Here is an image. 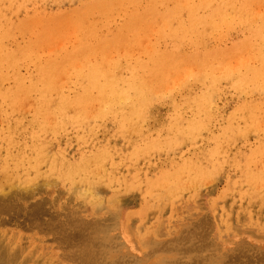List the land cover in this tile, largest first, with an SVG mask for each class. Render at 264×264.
<instances>
[{"label": "rangeland", "instance_id": "1", "mask_svg": "<svg viewBox=\"0 0 264 264\" xmlns=\"http://www.w3.org/2000/svg\"><path fill=\"white\" fill-rule=\"evenodd\" d=\"M21 1L25 4V5L22 4L23 6L20 4L22 8L20 7L19 4H17L18 2L20 3ZM24 1L26 2L27 0H18V2H17V0H12V1L10 0L9 2H8V0L7 1L6 0L0 1V7H1L0 9L2 10V12H0V18H2V19H0V52H2V50H5L2 52V55H0V62H1V64H0V71H1L0 72V75H1L0 76V79H1L0 80V83H1L0 84V86H1L0 91L2 93V94L0 93L1 94L0 99H1V101L5 100V103L6 104L8 103L7 105H10L7 107V105H5V103H4V101H3L2 105H0V130H1L2 126H3L2 128L5 129V130H3V132L0 131L1 132L0 133V142L5 139V141L0 143L1 144L0 145V148H1L0 152H2L6 156V158H7V155L11 156V157H8L7 161H6V158H4L5 156L2 153H0V161L2 160V162L0 163V168H1L0 173L4 176V177H1L2 175L0 174V179H1L0 180V189L3 185V189L4 188L6 189V190H4V192L8 193V194H5L2 189H1L2 192L0 191V198H2V200L0 199V208H1L0 209V253H1L0 258L4 257L3 259H6L7 256L9 255L8 258L6 259L8 264H78V263L79 264H264V194H263L264 193V187H263L264 186L263 185V183H264V172H263L264 171V142H263L264 141V125H263V123H264V109H262V108H264V84H263L264 74L263 75L261 74V73H264L263 72L264 67H262V65H264V59H263L264 51L260 48V47H262L261 44L264 43V40H262L264 38H262V37L260 38V36H261L260 34H262V33L264 34V29L261 30L256 23H255L254 27H251L250 29L249 28L245 29L246 27L243 26L244 27V30H243V28H241L242 26H239L240 25L239 23L242 20H245V18H246V21H248V22L254 21V18L257 17L256 16L257 12L264 14V0L263 1L262 0H260V1L250 0V1H248L249 3L247 2V0L246 1L242 0L243 3L239 2V4L242 5L245 9L247 8L246 11L250 10V8H251V11H253L252 12L253 14L249 15V13L247 12L244 15L239 17L242 19H232V17H231L230 19H232L233 22H235V21L238 22V20H240V22H238L236 24V26H232L231 29L229 27H226V26H218L217 25V27H216L217 31L214 29L212 31L213 33L210 31L204 32L203 37H201L199 34H193L189 29H187L185 31V33L187 32L185 37L181 36L180 34H182V32H180V29H181V27H179L180 20L178 18H174V17L172 19L169 18L171 20L170 21L169 19L165 20L163 17H161L162 19L160 20L159 16H155L158 14L148 15L149 13L146 10V9H148V0H83V1L82 0H62V1L61 0H56V1L55 0H46V2H45V0H43V1L42 0H38V1L37 0H33V1L28 0L27 1L28 3L27 2L25 3ZM39 1H42V2H39ZM3 2L5 5H3ZM5 2L9 4L8 7H7L8 4L6 5ZM10 2H12V4ZM31 2L33 3L32 5H31ZM35 2H36V4H34ZM172 2L174 3L173 0H168L165 2L166 4H164V5L168 9L172 8V6H173ZM246 2H247V4H246ZM255 2H257V3H255ZM260 2L263 4L261 5ZM42 3L44 4V6ZM160 3H161V1H160ZM160 3H158V4H160ZM135 4H138V5L135 6ZM168 4H169V6H168ZM10 5H11V7H10ZM24 6H25V8H24ZM218 6L221 8L223 7V9H225L226 4L225 3L224 4L218 3ZM16 7L19 9H16ZM32 7H35V8H32ZM253 7H254V9H253ZM116 8H117V10H116ZM12 9H13L14 13L11 12ZM15 9H16V12H15ZM121 9H123V10H121ZM232 9L233 8H231L230 10H232ZM239 9L240 8H238V10ZM17 10H18V12H17ZM37 10H38V14H36L37 12H35ZM234 10L235 9H233V11ZM254 10H258V11H254ZM240 11H242V10L240 9ZM24 12L25 13L27 12L28 15L25 14ZM145 12H146V14H145ZM43 13H45V14L43 15ZM54 13H55V15H54ZM32 14H34V15H32ZM246 15H248V16H246ZM253 15H255V16H253ZM92 16L94 19L92 18ZM222 16L227 17V16H225V14H220V16L218 18L220 19ZM144 18H145V20H144ZM233 18H236V17H233ZM158 19H159V21H158ZM175 19H176V21H175ZM173 20L175 21L174 23H173ZM39 22H41V23H39ZM153 22H155V24ZM9 24L11 26H9ZM171 24H172V27H171ZM132 25H134V27ZM256 25L259 29L255 28ZM7 26H9V27H7ZM145 26H146V28H145ZM107 27H109L108 28L109 31L107 30ZM234 27L237 28V30ZM131 28H132V30H131ZM232 28L234 29V31ZM219 29H220V31H219ZM224 29L227 31L225 32ZM32 30H33V32H32ZM248 30H250V31L248 32ZM71 31H73V33H70ZM74 31H76V32L74 33ZM221 31L223 33H220ZM245 31H247V32H245ZM135 32L137 35L135 34ZM218 32L220 35L218 34ZM33 33H34V36H32ZM112 33L113 34L115 33L114 36H112ZM127 33H129V34H127ZM210 33H211V35H208ZM224 33L227 34V36L224 35ZM254 33L256 35H259V36L254 35ZM14 34H16V35H14ZM133 34H135V35H133ZM152 34H154L155 36ZM263 34H262V36H264ZM101 35L102 36L104 35L106 38L103 37L104 40H102ZM198 35H199V37H198ZM216 35H218V36L215 37ZM79 36H81V37H79ZM108 36H111V39ZM178 36L179 37L181 36V37L179 38ZM71 37H74V38H71ZM107 37H108V39H107ZM120 37L124 40L122 41V39ZM123 37H125V38L128 37V38L126 40ZM177 37H178V39H177ZM190 37L193 39L190 40ZM205 37H206V40H205ZM212 37L213 38L215 37L214 40ZM220 37L223 41L220 39ZM222 37H224V38H222ZM134 38H135V41L137 40V43L140 46L136 42H132V40ZM140 38H142V39H140ZM183 38H184V40L182 41ZM187 38H189V39L187 40ZM216 38H218V39L216 40ZM2 39H3V41H2ZM171 39L172 40L174 39V40L172 41ZM224 39H226L227 41L225 40V42H224ZM256 39L258 40L259 43L260 42H262V43H260V45H257L258 42H256L257 41ZM138 40L140 42H138ZM234 40H235V42H232ZM240 40H242V41H240ZM74 41H75V43H74ZM121 41L125 44H122ZM174 41H176V42H174ZM185 41L186 42L189 41L188 42L189 46L187 43H185ZM192 41H194L195 44L194 43L192 44ZM211 41H213V43ZM215 41H218V42L216 43ZM104 42L106 44H104ZM183 42L186 45H184ZM196 42H198V43H196ZM200 42H202V43H200ZM239 42H240V44H239ZM243 42H245V43H243ZM126 43H127V45H126ZM175 43H176V45H174ZM182 43H183V45H182ZM211 43L214 45H212ZM219 43H220L221 48L218 46ZM116 44L118 47V48L116 47L117 49L115 48V46H113ZM141 44H142V47H141ZM177 44H179L180 48H178ZM197 44H199V45H197ZM200 44L202 47L200 46ZM255 44H256V46H255ZM58 45H60V46H58ZM69 45H70V48H69ZM111 45H112V48L115 50L110 48ZM118 45L122 46V48H123L122 52H121L122 48L119 47ZM222 45H224V46H222ZM231 45L233 46V48ZM245 45H248V46H245ZM251 45L253 46V48ZM124 46H126V47L124 48ZM127 46H130V47L127 48ZM156 46H157V48H156ZM163 46H164V48H163ZM207 46H208V48H207ZM9 47L12 49L14 48L13 50L15 51V54L13 53L14 51L12 49H10V50L12 51L13 54L11 53V51L9 50ZM35 47H37V48H35ZM60 47L61 48L63 47V49H61ZM134 47H136V48H134ZM138 47H139V49H137ZM195 47L198 48L199 51L197 49H194ZM246 47H247V49L250 48V50L251 49L252 50L248 51V50H246ZM96 48L98 49V51H96L97 50ZM224 48L225 49L227 48V49L225 50ZM237 48L238 49L240 48V52H242V54L239 52V50ZM33 49L34 50L36 49V50L33 52ZM81 49H82V51H81ZM91 49H92V51H91ZM175 49H176V51L173 52L172 50H175ZM214 49H216V51ZM257 49H259V50L257 51ZM106 50L107 51L110 50V52H107ZM164 50L166 52H164ZM167 50H168V52H167ZM169 50H170V52H169ZM202 50H203V52H202ZM233 50H235V51L233 52ZM243 50L245 53L243 52ZM260 50H261V52H260ZM23 51L28 53L29 56H28V54L24 56L25 53ZM30 51L32 52V54L30 53ZM39 51H41V52H39ZM125 51H126V53H125ZM135 51L137 52V54ZM48 52H53V53H49V55H48ZM104 52H107V53H104ZM208 52H210V53L208 54ZM215 52L219 53V54H216ZM222 52H224L223 55H222ZM251 52H252V54H251ZM8 53H11L12 55L8 54ZM225 53H226V55H230V57L226 56ZM17 54H19L21 57ZM72 54H75V55H72ZM87 54L89 56L84 57V56H87ZM134 54H135V56H133ZM189 54H191V55L188 56ZM193 54H194V56H193ZM198 54H200V55H198ZM207 54H208V56H207ZM234 54L235 55L237 54V56H235ZM7 55H8V57H6ZM13 55H15L17 57H15ZM70 55H72L71 57H73V58H71ZM77 55L78 56L80 55L83 58H81L80 56H79L80 57L79 58ZM170 55H172L173 57L171 58ZM221 55L225 59L223 57H221ZM233 55H234V57H233ZM240 55H242V56L240 57ZM248 55H250V56H248ZM9 56L13 57V59H12L13 61L11 60L12 63L9 62L11 59V58H9ZM23 56H24V58H23ZM76 56L78 57V59ZM2 57L4 58L3 61H1L3 59ZM19 57H20V59L23 58L22 61L19 59ZM111 57L113 58V61H112ZM144 57H146V58L144 59ZM188 57H189V59H187ZM204 57H206L207 59ZM14 58H15V60H14ZM110 58H111V61H110ZM165 58H166V60H165ZM210 58H211V60H210ZM212 58H214V60ZM69 59H71V61ZM142 59H144V60H142ZM146 59H148V60H146ZM191 59H193L194 61ZM200 59H201V61H199ZM203 59H204V61L205 60H207V61L204 62ZM123 60L125 62H123ZM132 60L135 62H133ZM151 60H153V61L151 62ZM247 60H249V61H247ZM5 61H6V63H5ZM14 61H15V64H14ZM138 61H141V63ZM189 61H190V63H189ZM191 61H192V63H191ZM195 61H196V63H194ZM259 61H261V63ZM22 62H23V64H22ZM65 62H66V65H65ZM180 62H181V64H180ZM215 62H216V64H215ZM224 62H226V63H224ZM10 63H11V66H10ZM44 63L46 64V66L44 65ZM57 63H60L59 66ZM61 63H63L62 66H61ZM118 63H120V64H118ZM137 63L138 64L140 63V64L138 66H136ZM149 63H150V65H149ZM219 63H220V65H219ZM258 63H260V65L261 64L262 65L260 66ZM31 64H33V65H31ZM69 64H71V65L69 66ZM190 64H191V66H190ZM203 64H205V65L203 66ZM207 64H209V65L207 66ZM223 64H225L226 67ZM4 65L9 66V67L5 68ZM20 65H21V67H20ZM23 65H26V68H25V66L22 67ZM54 65L56 66V68L58 70H60V72L56 68H54L55 67ZM77 65H78V67H74ZM133 65L135 67H133ZM197 65H199V66H197ZM213 65H215V66L217 65V66L215 67ZM13 66L15 67L14 68L15 70H13V68H11ZM114 66H116V67H114ZM143 66L144 67L147 66V67L144 68ZM212 66L214 68H212ZM59 67H61V69ZM71 67H72V69H71ZM102 67L106 68L105 72H103ZM153 67L155 70L153 69ZM155 67L158 69H156ZM166 67H168V68H166ZM7 68H8V70H7ZM66 68H67V70H66ZM75 68H76V70H75ZM138 68H139V70H138ZM231 68H232V70H230ZM19 69L22 70L21 71L22 73L20 72ZM53 69H56V70H53ZM95 69H97V70H95ZM116 69H118L117 72H116ZM129 69H130V71H129ZM144 69H147V70H144ZM192 69H194V71ZM248 69H249V71L251 69V71L249 72ZM259 69H260V71L261 70H263V71H261V73H260ZM34 70L35 71L37 70L36 71L37 74L35 73ZM39 70H41V71H39ZM61 70L63 73L61 72ZM187 70H188V72H187ZM198 70H199L200 74L198 73ZM239 70L241 72H238ZM8 71L12 74L11 75L12 78L10 77V73ZM25 71H26V73H28L27 75H25L26 74ZM53 71H54V74H53ZM55 71H57L58 74ZM134 71L136 73H138V75H136V73H133V74H135V76L134 75L132 76V72H134ZM153 71H154V73H153ZM170 71H172V72H170ZM226 71H227V74H229L228 76L226 75ZM16 72H17V74H16ZM41 72L45 73V74L42 75ZM82 72L84 75L81 74ZM142 72L145 75L148 74V78H150V80L152 79V81H149L147 79L148 82L146 81V83H148L149 86L154 88V92L150 95H147V96L146 95H144V96L139 95L138 96L139 93L134 92L135 89L131 88L132 86L130 85L131 83H133V80H135L134 77H136V76L138 77L141 74L143 75ZM150 72H152L153 74L152 73L150 74ZM155 72H156V74H155ZM219 72L220 73L224 72L225 74L222 73V75L220 76ZM235 72H237V73H235ZM49 73H51V74L48 75ZM79 73L81 75L80 76L81 78L78 77ZM103 73H104V75H103ZM186 73H188V76ZM218 73H219V75H217ZM241 73L244 74L245 77ZM245 73H247V74H245ZM258 73H260L259 74L260 76L258 75ZM30 74L32 77L30 76ZM59 74H60V78L62 80H64L63 77H65V82L64 81L60 82L62 80H60L59 77L54 78V76L55 77L59 76ZM95 74L97 76H95ZM102 75H103V77H101ZM116 75H117V77L119 76L118 78H120V79L117 78L118 80H116V77H115ZM127 75H128V78H127ZM145 75H143V76H145ZM225 75L228 78H226ZM230 75H231V77H230ZM237 75H240V77ZM251 75H252V77H253V75H255V79L258 80V81L256 80L257 83H256V81L253 80L254 77L252 79ZM256 75H257V77H256ZM26 76H27V78H26ZM43 76L45 77V79L43 78ZM90 76L92 77V79ZM129 76L131 77V79ZM154 76H156V77H154ZM180 76H181V78H180ZM183 76H187V78L186 77L183 78ZM262 76H263V79H261ZM7 77H8V81H6ZM39 77H40V79L43 78L44 82H43V80H40ZM140 77H142V76H140ZM190 77L191 78L193 77L192 80ZM242 77L244 79L248 77L249 81L247 82V79L245 80L246 82L243 81L244 79ZM16 78L18 79V83H20L21 86H19V84L17 83ZM25 78H26V80H25ZM32 78L35 81H32L33 83L31 82L32 84H30L28 81L33 80ZM50 78H52V79L49 80ZM70 78H71V81L69 83L68 80H70ZM164 78H165V80H164ZM55 79H59V80L57 81ZM97 79H99V80H97ZM128 79H130V80H128ZM183 79H185V80H183ZM212 79L214 80V82H211V81H213ZM234 79L236 80V82L238 80V82H237L238 84H236V82L234 83ZM260 79H261L260 82L263 85H260V84L259 85L262 86L263 88H261L259 85H255V83L256 84L259 83ZM13 80L15 81L16 84L15 83L13 84V82H14ZM120 80L122 81V83L124 82L126 84V85L124 84V86H123L122 93L124 94L126 92L125 94H127L128 98L125 97V94L122 96L120 95L119 98H118L119 95H117V96L111 95L114 98L113 99L110 96L114 100L113 101L107 95L106 98L108 101L105 100L104 98L106 95H102V93H104L103 90L105 88L103 85L108 86L107 83H110V82L112 83L114 81L120 82ZM172 80L173 81L175 80V81L173 82ZM197 80H198V82H197ZM218 80H220L221 84H219ZM39 81H41V84H43V86H41V84L39 85V83H38ZM98 81L100 82V84L102 83L103 85H100ZM130 81H132V82H130ZM160 81H161V84L159 85ZM166 81L168 82V84L170 81H171V83L168 85ZM199 81H201V83H203V81H204V83L206 82L205 83L206 86L203 84L200 85ZM7 82H8V84H7ZM162 82L164 84H162ZM231 82H232V84H231ZM252 82L254 85H251ZM25 83H27V84H25ZM34 83L35 84L37 83L40 87H38V85L37 84L35 85ZM93 83H95V85L97 87L94 86ZM153 83L155 86L153 85ZM214 83L215 84L217 83L216 84L217 86L214 85ZM224 83H226V84H224ZM233 83L235 85H240V83H241L240 86L245 84V86L244 85L242 86V89L244 87L243 93L241 91L238 98H237V93H239V89H241V88H240V86L239 87L236 86L237 89L236 90H235V88L233 89ZM248 83H249V85H248ZM33 84L36 86V88H35V86L33 87ZM61 84H62V87L60 86ZM72 84L75 86H72ZM227 84H229V86ZM2 85H4V86H2ZM8 85H9V88L11 87L10 89L7 87ZM27 85H29L31 87V90L33 89L34 91H36V90L37 91L36 92L32 91L31 93H29L30 87H28ZM162 85H164V86H162ZM188 85L190 86L189 88L191 89L190 92L187 90V89H189ZM235 85H234V87H235ZM246 85H248V87ZM17 86H18V88L19 87L20 88L18 89ZM76 86H78V87L76 88ZM80 86H81V88H80ZM84 86L87 87L89 92L84 91V90H86V87H84ZM88 86L91 89L88 88ZM129 86H131V87H129ZM215 86H216V88H215ZM251 86H253L254 88L250 89L249 87H251ZM5 87H7L6 88L7 91L4 89L7 93L3 90V88H5ZM69 87H70L71 91H68ZM72 87L74 88V90ZM100 87L102 89H100ZM166 87L168 89H166ZM178 87H179V89H178ZM217 87H219V88H217ZM220 87H221V89H220ZM229 87H231V88H229ZM255 87H256V89L258 88V90L259 89H262V90L256 91ZM26 88H28L29 92H27L28 90ZM127 88H128V90H127ZM245 88L247 91L245 90ZM8 89L9 90L12 89V91H9ZM43 89L48 90V91H50V90L51 91L55 90V91L54 92L50 91L47 93V92L43 91ZM89 89L93 90V91H91L92 94L90 93ZM95 89L97 91L101 90V92L98 91V92H100V94H97L96 93L97 91H95ZM172 89H173V91H172ZM192 89H193V91H192ZM207 89L210 93L207 91ZM210 89L214 90V92H211L212 90L210 91ZM218 89H220V92ZM254 89H255V91H254ZM25 90H26V93L24 94ZM40 90L43 93L40 92ZM75 90L76 91L78 90L79 94L77 92H76L77 93L76 94ZM126 90L129 91V94L127 93ZM132 90H134V91L132 92ZM175 90H177V91L180 90V91H178L180 93H178ZM185 90H187V91H185ZM183 91H185V92H183ZM234 91H236L235 92L236 94L234 93ZM8 92H10V93H8ZM19 92H20V94L23 92L21 96H20ZM83 92H84V94H83ZM156 92L159 94L160 93H162V94L159 95ZM204 92H206V93H204ZM222 92H225V94ZM251 92H254V93L251 94ZM15 93H16V95H13ZM61 93H64V95L62 94V97L60 95ZM69 93L71 94L70 96H69ZM85 93H86L87 97L85 96ZM133 93L135 95H133ZM181 93H182V95H181ZM188 93L190 94V96H193V97L189 96L190 97L189 98ZM208 93H209V95H208ZM232 93H234V94H232ZM262 93H263V95H260ZM5 94H8L9 98H6L7 95H5ZM55 94H58V95L55 97ZM96 94H97L98 98L100 97V101H99V99L96 98L97 97ZM200 94H202L203 96ZM66 95H68L69 98ZM73 95H75V96L73 97ZM81 95H84V96H81ZM93 95H95L96 97ZM206 95L209 97H204ZM14 96H15V98H14ZM19 96H20V98L21 97L22 98L24 97V98L20 99ZM41 96H43L44 98ZM51 96H52V98H54L53 100H51L52 99ZM63 96H65V98H67V99H65ZM88 96L89 97L93 96V97L89 98ZM129 96L131 97L132 100H129L130 99ZM135 96L137 97L136 99H134ZM141 96L143 98H140ZM157 96L160 99V102L162 101L161 102L162 104L161 103L159 104V99L157 98ZM210 96H211V98H210ZM244 96H245L247 101L244 100L245 99ZM3 97H4V99H2ZM35 97H37V98L32 99ZM46 97H48V98H46ZM186 97L188 100L186 99ZM249 97H251V98L253 97V98L250 99ZM10 98H11V100H10ZM59 98L62 100H59ZM93 98H95V99H93ZM122 98H124V99H122ZM178 98H179V100L185 99L186 102L184 100L183 101L186 104L189 102L190 105L189 104H187V105L183 104L184 102H182V101H181L182 103L179 102ZM199 98L201 100H202V98H203V100L210 98V100L208 99V102L204 101V103H203V100L201 102V100H199ZM218 98H219V100H218ZM45 99L47 102H49V100H50L52 103L51 102H50L51 104L44 103ZM57 99L59 101H57ZM70 99H72L73 102H71L72 100H70ZM133 99L135 101H137L135 103L133 102V105L135 104L136 109L139 107L138 105L141 104L139 108H141V106H142V108L141 109L138 108L139 111L134 109V107H132ZM137 99H140L141 101H138ZM154 99L155 100L158 99V101L155 102ZM248 99H250V100H248ZM8 100H10V102L13 101L16 104H14L12 102L13 107L11 108V103ZM15 100L17 102H15ZM68 100H69V102H68ZM85 100H86V102H85ZM94 100H95V102H97L98 105L95 102H93ZM101 100L102 101L104 100V102H102ZM126 100L128 101V103ZM143 100H145V101L143 102ZM172 100L178 101L175 103V105L177 104L176 106L174 105ZM195 100L196 101L199 100L197 102L198 103L201 102L200 105L202 107L199 108V106H198L199 104ZM212 100L215 101V103ZM243 100L246 101L247 104L243 103L246 106L242 104V102H244ZM251 100H254V101H251ZM261 100H263V101H261ZM193 101L196 103L192 104ZM62 102H63V104H65L64 105L65 108L67 107L66 105H68L69 110L64 108L65 110L63 111L64 106L62 105ZM75 102H78V104L77 103L75 104ZM89 102L90 103L93 102L92 104H94L95 107L92 106V104L90 106L97 108V109L90 107L88 105ZM129 102L131 103V105L129 104ZM149 102H150V104H149ZM238 102H240V103H238ZM251 102H252V104H251ZM257 102L259 105L258 107H257ZM38 103H39L40 107H42L44 104H46L47 106L44 105L45 109L43 110L44 107H42V109H40V107L37 106ZM84 103H86V105H88V107H90V108H88ZM104 103H106V104H104ZM136 103H138V105H136ZM0 104H1V102H0ZM29 104L31 105V107H33L32 109H31ZM35 104H36V106H35ZM52 104L56 105V106L55 107L53 106L54 108H52L51 107ZM58 104L60 107L59 106L57 107ZM73 104H75V105H73ZM114 104H115V106H114ZM142 104L145 106L147 105L148 108L144 107ZM196 104H198L197 105L198 107L196 106ZM204 104H206V105H204ZM260 104L261 105L263 104V106L261 107ZM49 105H51V106H49ZM79 105L80 106L82 105V107H80ZM178 105H179V107H177ZM180 105H181V109H180ZM203 105H204V107H203ZM247 105L249 106L248 108L252 110V113L251 112L249 113L250 110L248 108H246ZM252 105H255V107H253ZM1 106L3 108H1ZM4 106H5V108L7 107L6 108L7 111H9L10 108L14 109V107L17 110H13V112H12L13 114L10 111L5 112ZM22 106H23V108L21 110ZM71 106H73V107H71ZM84 106L87 108L85 109ZM121 106L123 109H125V111L123 109H122V111H120ZM189 106L191 107L190 109L188 108ZM194 106H196V108ZM242 106H243V108H242ZM98 107H99V109H98ZM117 107H118V109H117ZM155 107L157 110L155 109ZM61 108H62V114L59 115V113L61 112ZM70 108H72V109H70ZM108 108H111V109L113 108V109L107 110ZM173 108H175V109H173ZM198 108L200 111L197 110ZM234 108H236L237 110L236 109L234 110ZM241 108L243 110H241ZM37 109H38V111H37ZM89 109H91V110H89ZM126 109L127 110L129 109V111H127ZM132 109H134V110H132ZM145 109H147L146 112L148 111L147 112L148 115L146 113H143V111ZM169 109H170V111H169ZM178 109L181 111H179ZM1 110H3L4 112ZM46 110L49 113H46ZM66 110H67V112H66ZM84 110H86V111L88 110V111H92V112H87L88 113L87 114L86 111H84ZM104 110L106 112H103V114H102V111H104ZM140 110H143V111L140 112ZM173 110H174V112L177 111L179 114L177 112H175L176 113L175 114L173 112ZM188 110H190V111H188ZM228 110H230L231 115L235 113L236 117H234L235 115L231 116L230 114H228L229 113ZM260 110H263V111H260ZM27 111H28V113H27ZM33 111H35V112H33ZM39 111L41 113L43 112L45 114H41ZM57 111H59V113ZM69 111H70V113H69ZM82 111H84V112H82ZM100 111H101V113H100ZM130 111L132 114L134 113V111H137V112H135L136 114L134 113L133 115H131ZM192 111H194L193 114H191ZM210 111H212V112H210ZM237 111H239V112H237ZM241 111H244V112L241 114ZM253 111H254V113H253ZM32 112L34 114H32ZM37 112H39L41 114V116L39 113L36 114ZM108 112L109 113L113 112V113L110 115V114H108ZM118 112H120V113L116 114ZM122 112H123V114H121ZM124 112H126V113H124ZM257 112L258 113L260 112V113L258 114ZM8 113L10 114L11 117L8 116ZM76 113L79 115V117H78V115L76 117H74V115H76ZM104 113H105V115H104ZM138 113L139 114L141 113L140 115H141V119L143 121L141 119H139ZM196 113L198 114V116ZM208 113H210V114L207 115ZM220 113L223 114L222 117H221ZM237 113L239 114V116L237 115ZM256 113H257V115H256ZM81 114H82V116H81ZM90 114H92V115H90ZM226 114L230 115L232 118H234V120L231 121L230 120L231 117L228 118V116ZM30 115H31V117H30ZM37 115H39V116H37ZM102 115H104V116H102ZM107 115L109 118L107 117ZM112 115H114V116H112ZM134 115H137L138 117L134 116ZM142 115H143V118H142ZM246 115H248L249 117L252 115L251 119L252 120L255 119V120H253L255 122H252L251 119L248 120L249 119L248 116H247V118H245ZM7 116L11 120H8ZM16 116H17V119H16ZM20 116H22V117L18 118ZM35 116H37V118ZM84 116H86V117H84ZM127 116H128V118H127ZM203 116H205L204 119H203ZM217 116H218V118H217ZM13 117H15V119ZM33 117L36 119H34ZM56 117H57V119H55ZM118 117H120L121 119ZM125 117L127 118V120L125 119ZM129 117H131L132 118L131 121H134V122L131 123ZM200 117H202V119L204 121L203 120L201 121ZM206 117H208V118H206ZM209 117H211V120H209L210 119ZM215 117H216V119H215ZM22 118H23V120H22ZM43 118H45L44 123L46 125L48 124V126H46L43 123L41 124V122H42L41 120ZM75 118H78V119H75ZM134 118H135V120H133ZM174 118L175 119L177 118V121ZM198 118L200 119L201 122H199ZM221 118H224L223 121ZM236 118H237V120H236ZM6 119H7V121H5ZM101 119L104 121H102ZM205 119H206V121H205ZM212 119L215 120V124L213 123ZM39 120H40V122H39ZM74 120H76V121H74ZM78 120H79V122H77ZM172 120H175V121H172ZM226 120L228 121L227 123H225ZM31 121H33V122H31ZM87 121H88V123H87ZM117 121H119V122H117ZM197 121L199 123H197ZM229 121L233 122L234 124L229 122ZM237 121H239V123H236ZM5 122H7V123L5 124ZM8 122L10 125L8 124ZM73 122H75V124ZM97 122L98 123L100 122V123L97 124ZM202 122H204V123H202ZM258 122H261V123H258ZM19 123H22V124H19ZM24 123H26V124H24ZM27 123H28V126H27ZM116 123H118V124H116ZM128 123H129L130 128H128L129 127ZM200 123H202V124L200 125ZM219 123L221 125H219ZM125 124H126V126H125ZM253 124H256V127ZM20 125L22 126L23 130H22ZM42 125L44 126V128H42L43 127ZM92 125L95 127L91 129L90 126H92ZM123 125H124V127H123ZM202 125H204V126H202ZM205 125H207V127ZM234 125H235V127H234ZM252 125L254 127H251ZM33 126H34V129L32 130ZM97 126H99V127H97ZM103 126H104V128H103ZM197 126L198 127L201 126L202 128L201 127L198 128ZM6 127L7 128L10 127V128H8L10 130H6ZM40 127L43 130L42 129L39 130ZM48 127H50L49 130H48ZM117 127H119V129H117ZM218 127H219V129L217 130ZM227 127H228V130H227ZM15 128H18V129H15ZM35 128H37V130ZM45 128H47V129H45ZM129 129H131V130H129ZM12 130H13V132H12ZM24 130H26V131H24ZM38 130H39V132H38ZM119 130L120 131L123 130V132H120ZM19 131H20V133H18ZM4 132L8 133L10 135V137L8 138V135ZM220 132H222L223 135H220V134H222ZM11 133L13 135H11ZM121 133H123V136H125V137H123L121 135ZM213 133L215 136L213 135ZM215 133L216 134L219 133V135H216ZM230 133H232V134H230ZM4 134H5V136H4ZM38 134H40V135H38ZM42 135H43V137H42ZM27 136L31 137V139H29V137L27 138ZM36 136L39 138H37ZM40 136H41V138H40ZM85 136H86V139H83ZM11 137H14L15 140H14V138L11 140L10 139ZM34 138L36 139V142H35ZM215 138L216 139L219 138L218 139L219 141H217ZM222 138L225 142L222 141ZM9 140H11L12 142ZM39 140H41V141H39ZM13 141H18V142L20 141V143L16 145V142H13ZM221 141H222V143H221ZM40 142L43 144L44 148H42L43 146H41L42 144ZM31 143H33L34 145ZM11 144L12 145L14 144L13 148H12ZM95 144H97V145H95ZM4 145H5V148H8V150L4 148ZM8 145L10 146V148L8 147ZM24 145H25V148H24ZM36 145H40L39 147H40V149H42L40 153H39L40 149ZM20 146H22V147H20ZM97 146H99V147L102 146V147H100V149H99V148H97ZM33 147H34V149L37 148L39 150L34 151ZM30 148H32L31 152L29 151ZM93 148H94V150H93ZM20 149H22V151ZM27 149H28V153H27ZM98 149H99V151H101V153H102V150H103V152L109 151V153H107V155L108 154L109 155L107 156L106 153L105 154L100 153V155H99ZM104 149L105 150L108 149V151L107 150L105 151ZM43 150L45 152H43ZM54 150H55V152H54ZM89 150H90V152H88ZM8 151L10 152L9 154L7 153ZM11 151H13L12 153H13L14 157H12ZM17 151H18V153L16 154L15 152H17ZM93 151H94V153H92ZM204 151L207 153L205 154ZM22 152H24V154ZM35 152H37L38 156H40L39 157L40 159L39 160L37 159L39 162H37V160H35V158L38 157L36 154L34 155ZM53 152L55 153V155H53L54 154ZM19 153H20V155H18ZM30 153L31 154L33 153L32 158H34V159H32L29 156V155H31ZM87 153H89V154H87ZM111 153L113 156L110 155ZM25 154L26 155L29 154V155L26 156ZM41 154L43 156L46 155L45 156L46 158L42 157ZM80 154H81V156H80ZM1 155H2V157H1ZM16 155H18L20 157H17ZM51 155L53 156L52 158H51ZM56 155H58L59 157H57ZM83 155H84V157H83ZM85 155L89 158V160H88V158H86ZM96 155L97 156L99 155L98 156L99 158L96 157ZM105 155H106V157H105ZM47 156H48V158H47ZM27 157H28V159H27ZM49 157H50V159H49ZM93 157H94V159H93ZM18 158H21V159L19 160ZM53 158H54V160H53ZM56 158L58 159V161ZM59 158L61 160L63 158L65 160L67 159V161H65L63 159L64 161L60 162ZM70 158H71L72 162H71ZM76 158H77V160H75ZM84 158L87 159V162H86V159H84ZM96 158H97V160H95ZM103 158H104V160H106L105 162H104ZM4 159H5V161H3ZM14 159L16 160V162L14 161ZM45 159H47L48 161L44 162ZM30 160L33 162H31ZM12 161H14V163ZM69 161H70V163L67 164L66 162H69ZM101 161L104 163L100 167L99 164ZM6 162H9V163H6ZM40 162H42V163H40ZM76 162H79V163H76ZM18 163H19V165H18ZM23 163H24V165H22ZM65 163H66V165L64 166ZM72 163L74 164V167L76 166L74 168V170H73V164ZM82 163H83V165H82ZM86 163L88 166L85 165ZM9 164H12V165L10 166ZM33 164H34V166H33ZM50 164L51 165L53 164V166H51ZM59 164L63 165L64 168H61L62 170L59 167H57V166H61ZM20 165L22 167L25 166L26 168L23 167V169H22L20 167ZM78 165L79 166L82 165L84 169L81 166L79 167ZM16 166H17V170L15 169ZM48 166H50V167L48 168ZM96 166L99 167L98 170H97ZM11 167H12V169H11L12 171L9 169ZM51 167H52V169L57 168L55 170L57 172H55V171L53 172ZM88 167H89V169L87 172L86 169ZM24 168L29 170V172L27 170L24 171ZM76 168H78V169H76ZM93 168H94V171H91V170H93ZM49 169H51V170H49ZM63 169H64V171H63ZM65 169H67L66 170L67 172L65 171ZM80 169H81V172H80ZM9 170H10V172L7 173ZM21 170H23V171H21ZM72 170H73V172H72ZM78 170L80 173L78 176L80 178V180L77 177ZM82 170H84V171L86 170V172H82ZM95 170L98 171V173L95 172ZM19 171H20V173H19ZM37 171H39V172L41 171L42 175H41V172L39 173ZM51 171L55 174L51 175V173H52ZM108 171L110 173H108ZM246 171H247V173H246ZM113 172H114L113 176H110V175H112L111 173H113ZM6 173L10 174V175H7ZM13 173H15L17 176L20 174L21 176L19 175L17 177ZM57 173H59V174H57ZM90 173H91V175H90ZM94 173L95 174L97 173V175H95ZM4 174H6V176ZM30 174H31V177H30ZM46 174H47L48 178H47ZM88 174H89L90 179L88 178ZM115 174H116V176H115ZM11 175H12V177H14V176L15 177L11 178ZM34 175L35 176H39V175L43 176L42 178H40V176L37 178L38 184H37V181L34 182V180H37ZM44 175H45L46 179H45ZM57 175H59V177L62 175L63 176L58 178ZM101 175H103L104 177ZM107 175H109V176H107ZM7 176H8V178H7ZM83 176H84V178H85V176H87L85 178L86 181H88V180L91 181L92 179L96 180V178H98L96 181L97 184L96 183L94 184L92 181L91 182L88 181V184H89L88 185L87 182L85 183V181L84 182L82 181L84 179ZM99 176H101L102 179ZM33 177H35V178H33ZM70 177H72V178H70ZM4 178H5V181H7V182L4 181ZM28 178H30V180L32 179L33 181L30 182V180ZM108 178L110 179L109 182L111 184H109ZM116 178H118L119 181L121 178L120 183H118L119 181ZM8 179H12V181L11 180L8 181ZM16 179H17V181L19 179L22 180V183L20 180L18 181V186L16 185L17 184ZM72 179L74 181L71 183ZM99 179L102 180L103 182L102 181L98 182V181H100ZM111 179H113V181H112L113 183L111 182ZM75 180H76V182H75ZM115 180H117L118 182L117 181L115 182ZM13 181H16L13 183L15 186L12 184ZM1 182H3V184ZM23 182H25V183H23ZM46 182L48 184H46ZM89 182L92 184H90ZM258 182H261V183L263 182V183L262 184L260 183V185H258ZM7 183H11L13 186H10L11 184L4 185ZM19 183L23 184V185H21V186H23V188L21 186H19ZM78 184H80V185H78ZM36 185H38L39 187ZM82 185H83V187H82ZM261 185H263L262 186L263 188H259V187H261ZM28 186H30L31 188L29 187L27 189ZM73 186H76V188ZM10 187L12 189L15 188V190L13 189L10 192V190H8V189H10ZM42 187H43V189H39ZM88 187L89 188L92 187V188L89 189ZM32 188L34 189V191L39 190V192L34 193L33 190H31L33 192V193H31V191L29 189H32ZM74 188H75V191H74ZM22 189H23V192L26 193L27 197H29L28 200H27V198L21 199V197L23 198V196H22L23 192H21ZM24 189H27V190L24 191ZM70 189H73V190H70ZM92 189H93V191H92ZM250 189H252V190H250ZM16 190H17V192L19 191L21 193H19V192L17 193ZM248 190L250 192H248ZM95 191H98V192H95ZM28 192H30L31 194ZM91 192H93V193L91 194ZM25 193H24V196H26ZM10 194H12V196L14 195L13 197H15L16 199L13 198ZM4 195L5 196L8 195V197H6V198H10L14 202L12 203V201L10 199H7V200H6V198L3 199L5 197ZM19 195H21V196H19ZM46 199H48V200L46 201ZM94 199L96 202L94 201ZM3 204H4V206L6 204L7 205L9 204L10 206L12 205L11 206L12 208L9 205L8 206L6 205L7 207H9L7 209V207L6 206L4 207ZM37 204L40 205V207L42 208V211L44 212L43 213L40 210L41 213H39L40 211L38 212V210H37V212L39 214L43 213L42 215H39L41 222L43 221L42 227H40V225L42 223L39 224L38 227H35V225H36L35 223H40V220H37L38 217L37 218L35 217L38 214H36V215L34 214V212H36V209H33V207H34L33 205H35L34 208L39 206ZM19 205H21V206L19 207ZM2 206L4 207V209ZM13 206H15V207H13ZM17 207H19V208H17ZM40 207H37V208L39 209ZM43 208H44V210H43ZM30 209H32L33 211H31ZM62 209H63V211H62ZM45 210H46V213H45ZM17 211H18V213L24 212V214L21 213L23 215L20 214L21 215L20 216L19 214H16ZM56 213H57V215H56ZM67 214L69 215V217ZM50 215H51V217H50ZM64 215H66L65 216L66 218L64 217ZM25 217H27V219ZM31 217H32L31 220H33V221L35 218V222H32L33 224H31V222L28 223V220ZM10 218H11V220H9ZM23 218L26 220H24ZM36 221H38V222H36ZM9 222H10V224H9ZM20 222H22V225ZM200 222H202V223H200ZM65 223H66V225H65ZM89 223H90V226H89ZM83 225H84V228H86V227L87 228L84 229L83 227H80ZM65 226L67 228H65ZM45 227H47V229H48V227H50V228L47 230ZM54 227L56 228V230L54 229ZM77 227L80 228V230ZM40 228H42V229H40ZM59 228L60 229L62 228V230L57 232V230ZM82 228H83V230H81ZM77 229L80 232L81 231L84 232V233H82V235L85 234V236L83 238L84 240H81L82 239L81 236H80L81 241L76 239V237L77 238L79 237L76 235L77 234L76 232H78ZM51 230H54V231H51ZM63 230L65 232H63ZM67 230H69L68 234H67L68 235L67 238H68V240H70L68 242H67V238L65 236V234L67 233ZM193 230H194V232H193ZM46 231H48V232H46ZM72 231H73V234H75V236H74L75 240L73 238ZM198 231H199V233H198ZM86 232H87V234H86ZM91 232L93 235L92 234L90 235ZM196 232H197V234H196ZM62 234H64V235H62ZM78 234L80 235V233H78ZM199 234L201 237L199 236ZM60 235H62L64 237L61 236L62 237L61 238ZM69 236H71V237H69ZM92 236L95 237V240ZM56 238H58V239H56ZM59 238H61L62 240ZM91 240H93V241L91 242ZM176 240H177V242H176ZM191 240H193V241H191ZM62 242H64V243H62ZM93 242H94V244L92 245ZM127 242L131 243L133 245V249H136V250L139 249V252L131 253L128 250ZM65 243H68L67 244L68 248L65 245ZM165 246L168 247V249H166ZM187 247H189V248H187ZM180 248H183V249L180 250ZM185 248H187V249H185ZM91 249H92V251H91ZM184 249H185V251H184ZM81 250H82V252H81ZM88 251L89 252L91 251L90 254H88L89 253ZM12 252L16 253V254L14 256H12V254H11ZM91 253H92V255H91ZM14 257H15V260L13 259ZM73 257H75V258H73ZM78 258H79V260H78ZM82 258H83V260H82ZM84 258H86V259H84ZM229 258H231V259L229 260ZM259 258H261V259L259 260ZM86 260H89V261L86 262ZM261 260H263V261H261Z\"/></svg>", "mask_w": 264, "mask_h": 264}, {"label": "bare ground", "instance_id": "2", "mask_svg": "<svg viewBox=\"0 0 264 264\" xmlns=\"http://www.w3.org/2000/svg\"><path fill=\"white\" fill-rule=\"evenodd\" d=\"M0 1H1V0H0ZM2 1H3V0H2ZM6 1H7V0H6ZM9 1H10V0H8V2H9ZM11 1H12V0H11ZM27 1H28V0H27ZM27 1H26V2H27ZM32 1H33V0H32ZM37 1H38V0H37ZM42 1H43V0H42ZM42 1H39V2H42ZM55 1H56V0H55ZM61 1H62V0H61ZM82 1H83V0H82ZM160 1H161L162 4L160 3ZM166 1H168V0H148V9H146V10L148 11V13H149L148 15H150V14H152V15H153V14H158V15H155V16H159V17H160V18H159L160 20L162 19L161 17H163L165 20H166V19H169V18L172 19L173 17H174V18H178V19L180 20V23H179V27H181L180 32H182V34H180V35H181V36H184V37L186 36V33H187V32L185 33V31H186L187 29H189L193 34H199L201 37H203V35H204L203 33H204V32H207V31L212 32L214 29L216 30L217 25H218V26H226V27H229V28L231 29L232 26H236V24H237L238 22H240V20H238V22H236V21L233 22L232 19H242V18H239V17L242 16V15H244V14L247 13V12L249 13V15H250V14H253V13H252L253 11H251V8H250V7H249L250 10L246 11L247 8L245 9L242 5L239 4V2L243 3L242 0H173V1H174V3L172 2V3H173V6H172V8H169V9L164 5V4H166V3H165ZM243 1H244V0H243ZM245 1H246V0H245ZM248 1H250V0H247V2H248ZM258 1H260V0H258ZM258 1H257V2H258ZM262 1H263V0H262ZM262 1H261V2H262ZM17 2H18V0H17ZM21 2H22V1H21ZM21 2H20V3L18 2L17 4H19V5H20V4H21V5L24 4L23 2H22V3H21ZM24 2H25V1H24ZM26 2H25V3H26ZM45 2H46V0H45ZM58 2H59V1H58ZM247 2H246V4H247ZM257 2H255V3H257ZM261 2H260V4L262 5L263 3H261ZM5 3H6V2H5ZM10 3L12 4V2H10ZM14 3H15V2H14ZM27 3H28V2H27ZM37 3H38V2H37ZM123 3H124V2H123ZM158 3H160V4H158ZM218 3H222V4L225 3V4H226L225 9H223V7H222V8L219 7L220 5L218 6ZM248 3H249V2H248ZM250 3H251V2H250ZM7 4H8V3H6V5H7ZM17 4H16V5H17ZM32 4H33V3L31 2V5H32ZM34 4H36V2H35ZM42 4H43V3H42ZM79 4H80V3H79ZM125 4H126V3H125ZM3 5H5L4 2H3ZM21 5H20V7H21ZM24 5H25V4H24ZM26 5H27V4H26ZM136 5H138V4H135V6H136ZM258 5H259V4H258ZM258 5H257V6H258ZM8 6H9V4L7 5V7H8ZM17 6H18V5H17ZM22 6H23V5H22ZM43 6H44V4H43ZM168 6H169V4H168ZM221 6H222V5H221ZM224 6H225V5H224ZM245 6H246V5H245ZM254 6H255V5H254ZM4 7H5V6H4ZM10 7H11V5H10ZM18 7H19V6H18ZM20 7H19V8H20ZM27 7H28V6H27ZM38 7H39V6H38ZM130 7H131V6H130ZM130 7H129V8H130ZM0 8H1V7H0ZM5 8H6V7H5ZM19 8L16 7V9H19ZM21 8H22V7H21ZM24 8H25V6H24ZM32 8H35V7H32ZM137 8H138V7H137ZM231 8H233V9H235V10H234V11H233V9L230 10ZM238 8H240L242 11H240V9L238 10ZM257 8H258V7H257ZM3 9H4V8H3ZM16 9H15V12H16ZM26 9H27V8H26ZM253 9H254V7H253ZM255 9H256V8H255ZM0 10H1V9H0ZM27 10H28V9H27ZM30 10H31V9H30ZM32 10H33V9H32ZM116 10H117V8H116ZM121 10H123V9H121ZM20 11H21V10H20ZM86 11H87V10H86ZM231 11H232V12H231ZM254 11H258V10H254ZM0 12H2V10H1ZM11 12L14 13L13 9H12ZM17 12H18V10H17ZM35 12H37L36 14H38V10L35 11ZM40 12H41V11H40ZM121 12H122V11H121ZM3 13H4V12H3ZM24 13H25V12H24ZM47 13H48V12H47ZM114 13H115V12H114ZM114 13H113V14H114ZM22 14H23V13H22ZM25 14H27V12H26ZM44 14H45V13H43V15H44ZM121 14H122V13H121ZM145 14H146V12H145ZM220 14H225V16H227V17H223V16H224V15H223V16L219 19L218 17L220 16ZM256 14H257V15H256L257 17L254 18V21H249V22H248V21H246V18H245V20H242V21L239 23V24H240L239 26H242L241 28H243V30H244V27H243V26L246 27L245 29H248V28L250 29L251 27H254V25H255V23H256V24L258 25V27H259L261 30H263V29H264V14H261V13H259V12H257ZM3 15H4V14H3ZM16 15H17V14H16ZM27 15H28V14H27ZM27 15H26V16H27ZM32 15H34V14H32ZM54 15H55V13H54ZM47 16H48V15H47ZM72 16H73V15H72ZM246 16H248V15H246ZM253 16H255V15H253ZM4 17H5V16H4ZM138 17H139V16H138ZM146 17H147V16H146ZM146 17H145V18H146ZM184 17H185V18H184ZM231 17H232V19H230ZM233 17H236V18H233ZM250 17H251V16H250ZM92 18H93V16H92ZM98 18H99V17H98ZM145 18H144V20H145ZM0 19H2V18H0ZM93 19H94V18H93ZM149 19H150V18H149ZM159 19H158V21H159ZM169 20H170V19H169ZM10 21H11V20H10ZM104 21H105V20H104ZM121 21H122V20H121ZM167 21H168V20H167ZM170 21H171V20H170ZM175 21H176V19H175ZM175 21L173 20V23H174ZM108 22H109V21H108ZM39 23H41V22H39ZM153 23L155 24V22H153ZM171 23H172V22H171ZM10 24H11V23H10ZM10 24H9V26H11ZM150 24H151V23H150ZM160 24H161V23H160ZM257 25H256L255 28H258ZM9 26H7V27H9ZM97 26H98V25H97ZM97 26H96V27H97ZM113 26H114V25H113ZM132 26L134 27V25H132ZM132 26H131V27H132ZM173 26H174V25H173ZM237 26H238V25H237ZM239 26H238V27H239ZM133 27H132V28H133ZM171 27H172V24H171ZM108 28H109V27H107V30L109 31ZM132 28H131V30H132ZM145 28H146V26H145ZM223 28H224V27H223ZM229 28H228V29H229ZM234 28H235V27H234ZM259 28H258V29H259ZM70 29H71V28H70ZM113 29H114V28H113ZM113 29H112V30H113ZM138 29H139V28H138ZM230 29H229V30H230ZM232 29H233V28H232ZM235 29L237 30V28H235ZM114 30H115V29H114ZM221 30H222V29H221ZM224 30H225V29H224ZM34 31H35V30H34ZM134 31H135V30H134ZM168 31H169V30H168ZM216 31H217V30H216ZM219 31H220V29H219ZM226 31H227V30H225V32H226ZM230 31H231V30H230ZM233 31H234V29H233ZM249 31H250V30H248V32H249ZM32 32H33V30H32ZM75 32H76V31H74V33H75ZM137 32H138V31H137ZM236 32H237V31H236ZM245 32H247V31H245ZM70 33H73V31H71ZM105 33H106V32H105ZM109 33H110V32H109ZM109 33H108V34H109ZM212 33H213V32H212ZM220 33H223V32L221 31ZM232 33H233V32H232ZM256 33H257V32H256ZM260 33H261V32H260ZM19 34H20V33H19ZM45 34H46V33H45ZM50 34H51V33H50ZM80 34H81V33H80ZM101 34H102V33H101ZM114 34H115V33H114ZM114 34L112 33V36H114ZM127 34H129V33H127ZM135 34H136V32H135ZM135 34H133V35H135ZM218 34H219V32H218ZM262 34H263V33H262ZM262 34H260V35H261L260 38H261V37L264 38V36H262ZM14 35H16V34H14ZM26 35H27V34H26ZM30 35H31V34H30ZM77 35H78V34H77ZM104 35H105V34H104ZM104 35H103V36L101 35V37H102L101 39H102V40H104V39H103V37H105ZM136 35H137V34H136ZM152 35H154V34H152ZM199 35H198V37H199ZM208 35H211V33L208 34ZM208 35H207V36H208ZM219 35H220V34H219ZM224 35L227 36V34H225V33H224ZM240 35H241V34H240ZM250 35H251V34H250ZM254 35H256V34L254 33ZM263 35H264V34H263ZM32 36H34V33L32 34ZM128 36H129V35H128ZM138 36H139V35H138ZM154 36H155V35H154ZM181 36H180V37H181ZM190 36H191V35H190ZM217 36H218V35H216L215 37H217ZM256 36H259V35H256ZM76 37H77V36H76ZM76 37H75V38H76ZM79 37H81V36H79ZM108 37H110V39H111V36H108ZM108 37H107V39H108ZM140 37H141V36H140ZM143 37H144V36H143ZM178 37H179V36H178ZM178 37H177V39H178ZM180 37H179V38H180ZM191 37H192V36H191ZM191 37H190V40L193 39V38H191ZM198 37H197V38H198ZM208 37H209V36H208ZM208 37H207V38H208ZM215 37H214V38H215ZM231 37H232V36H231ZM233 37H234V36H233ZM254 37H255V36H254ZM33 38H34V37H33ZM35 38H36V37H35ZM68 38H69V37H68ZM71 38H74V37H71ZM95 38H96V37H95ZM105 38H106V37H105ZM120 38H121V37H120ZM123 38H125V37H123ZM127 38H128V37H126L125 39L127 40ZM149 38H150V37H149ZM197 38H196V39H197ZM210 38H211V37H210ZM212 38H213V37H212ZM214 38H213V40H214ZM222 38H224V37H222ZM225 38H226V37H225ZM3 39H4V38H3ZM3 39H2V41H3ZM52 39H53V38H52ZM89 39H90V38H89ZM96 39H97V38H96ZM121 39H122V38H121ZM136 39H137V38H136ZM140 39H142V38H140ZM140 39H139V40H140ZM188 39H189V38H187V40H188ZM217 39H218V38H216V40H217ZM220 39H221V37H220ZM246 39H247V38H246ZM12 40H13V39H12ZM92 40H93V39H92ZM123 40H124V39H122V41H123ZM133 40H134V41H133ZM133 40H132V42H136V43H137V40L135 41V38H134ZM139 40H138V42H140ZM151 40H152V39H151ZM171 40H172V39H171ZM173 40H174V39H173ZM173 40H172V41H173ZM179 40H180V39H179ZM183 40H184V38L182 39V41H183ZM187 40H186V41H187ZM205 40H206V37H205ZM221 40H222V39H221ZM225 40H226V39H224V42H225ZM236 40H237V39H236ZM250 40H251V39H250ZM256 40H257V39H256ZM262 40H264V39H262ZM262 40H261V41H262ZM9 41H10V40H9ZM9 41H8V42H9ZM26 41H27V40H26ZM26 41H25V42H26ZM53 41H54V40H53ZM65 41H66V40H65ZM71 41H72V40H71ZM90 41H91V40H90ZM117 41H118V40H117ZM122 41H121V43H122V44H125V43H123ZM129 41H130V40H129ZM142 41H143V40H142ZM164 41H165V40H164ZM186 41H185V43L188 44L189 41H188V42H186ZM203 41H204V40H203ZM222 41H223V40H222ZM226 41H227V40H226ZM240 41H242V40H240ZM253 41H254V40H253ZM253 41H252V42H253ZM259 41H260V40H259ZM11 42H12V41H11ZM45 42H46V41H45ZM77 42H78V41H77ZM124 42H125V41H124ZM143 42H144V41H143ZM174 42H176V41H174ZM180 42H181V41H180ZM180 42H179V43H180ZM211 42L213 43V41H211ZM215 42L217 43L218 41H215ZM232 42H235V40L232 41ZM248 42H249V41H248ZM256 42H258V40H257ZM4 43H5V42H4ZM66 43H67V42H66ZM74 43H75V41H74ZM74 43H73V44H74ZM128 43H129V42H128ZM141 43H142V42H141ZM183 43H184V42H183ZM183 43H182V45H183ZM185 43H184V45H186ZM193 43L195 44L194 41H192V44H193ZM196 43H198V42H196ZM200 43H202V42H200ZM212 43H211V44H212ZM229 43H230V42H229ZM236 43H237V42H236ZM243 43H245V42H243ZM260 43H262V42H260ZM260 43L258 42L257 45H260ZM38 44H39V43H38ZM45 44H46V43H45ZM104 44H106V43L104 42ZM109 44H110V43H109ZM119 44H120V43H119ZM122 44H121V45H122ZM130 44H131V43H130ZM130 44H129V45H130ZM132 44H133V43H132ZM137 44H138V43H137ZM137 44H136V45H137ZM149 44H150V43H149ZM171 44H172V43H171ZM211 44H210V45H211ZM231 44H232V43H231ZM239 44H240V42H239ZM247 44H248V43H247ZM53 45H54V44H53ZM126 45H127V43H126ZM138 45H139V44H138ZM167 45H168V44H167ZM174 45H176V43H175ZM182 45H181V46H182ZM190 45H191V44H190ZM197 45H199V44H197ZM202 45H203V44H202ZM207 45H208V44H207ZM210 45H209V46H210ZM212 45H214V44H212ZM224 45H225V44H224ZM224 45H222V46H224ZM261 45H262V47H260V48L264 51V43L261 44ZM58 46H60V45H58ZM87 46H88V45H87ZM96 46H97V45H96ZM113 46H115V48H116V47H117V44H116V45H113ZM118 46H119V45H118ZM122 46H123V45H122ZM122 46H119V47L122 48ZM131 46H132V45H131ZM139 46H140V45H139ZM158 46H159V45H158ZM177 46H178V48H180V47H179V44H177ZM188 46H189V44H188ZM200 46H201V44H200ZM218 46L220 47V43H219ZM231 46H232V45H231ZM245 46H248V45H245ZM251 46H252V45H251ZM255 46H256V44H255ZM32 47H33V46H32ZM73 47H74V46H73ZM125 47H126V46H124V48H125ZM128 47H130V46H127V48H128ZM141 47H142V44H141ZM166 47H167V46H166ZM201 47H202V46H201ZM240 47H241V46H240ZM243 47H244V46H243ZM243 47H242V48H243ZM35 48H37V47H35ZM60 48H61V47H60ZM65 48H66V47H65ZM69 48H70V45H69ZM71 48H72V47H71ZM110 48L113 49V48H112V45L110 46ZM117 48H118V47H117ZM117 48H116V49H117ZM134 48H136V47H134ZM156 48H157V46H156ZM156 48H155V49H156ZM163 48H164V46H163ZM170 48H171V47H170ZM185 48H186V47H185ZM190 48H191V47H190ZM207 48H208V46H207ZM210 48H211V47H210ZM220 48H221V47H220ZM220 48H219V49H220ZM230 48H231V47H230ZM230 48H229V49H230ZM232 48H233V46H232ZM235 48H236V47H235ZM242 48H241V49H242ZM244 48H245V47H244ZM244 48H243V49H244ZM252 48H253V46H252ZM255 48H256V47H255ZM258 48H259V47H258ZM260 48H259V49H260ZM10 49H12V48L9 47V50H10ZM13 49H14V48H13ZM13 49H12V50H13ZM58 49H59V48H58ZM61 49H63V47H62ZM96 49H97V48H96ZM137 49H139V47H138ZM194 49H197V50H198V48H196V47H195ZM224 49H225V48H224ZM226 49H227V48H226ZM226 49H225V50H226ZM237 49H238V48H237ZM259 49H257V51H258ZM6 50H7V49H6ZM16 50H17V49H16ZM35 50H36V49H35ZM35 50L33 49V52H34ZM113 50H115V49H113ZM122 50H123V48L121 49V52H122ZM133 50H134V49H133ZM165 50H166V49H165ZM165 50H164V52H166ZM177 50H178V49H177ZM189 50H190V49H189ZM189 50H188V51H189ZM208 50H209V49H208ZM208 50H207V51H208ZM214 50L216 51V49H214ZM221 50H222V49H221ZM238 50H239V52H240V48H239ZM244 50H245V49H244ZM244 50H243V52H244ZM246 50L249 51L250 48L247 49V47H246ZM251 50H252V49H251ZM251 50H250V51H251ZM3 51H5V50H2V52H3ZM10 51H11V50H10ZM13 51H14V50H13ZM28 51H29V50H28ZM31 51H32V50H31ZM31 51H30V53L32 54ZM44 51H45V50H44ZM70 51H71V50H70ZM81 51H82V49H81ZM91 51H92V49H91ZM96 51H98V49H97ZM104 51H105V50H104ZM106 51H107V50H106ZM128 51H129V50H128ZM130 51H131V50H130ZM138 51H139V50H138ZM172 51L174 52V51H176V49H175V50H172ZM188 51H187V52H188ZM198 51H199V50H198ZM200 51H201V50H200ZM217 51H218V50H217ZM227 51H228V50H227ZM231 51H232V50H231ZM234 51H235V50H233V52H234ZM2 52H0V55H2ZM19 52H20V51H19ZM23 52H24V51H23ZM39 52H41V51H39ZM58 52H59V51H58ZM62 52H63V51H62ZM107 52H110V50L107 51ZM107 52H104V53H107ZM135 52H136V51H135ZM167 52H168V50H167ZM169 52H170V50H169ZM202 52H203V50H202ZM213 52H214V51H213ZM237 52H238V51H237ZM260 52H261V50H260ZM5 53H6V52H5ZM11 53H12V51H11ZM11 53H8V54H11ZM13 53L15 54V51H14ZM13 53H12V54H13ZM24 53H25L24 56L28 54V53H26V52H24ZM45 53H46V52H45ZM49 53H53V52H48V55H49ZM77 53H78V52H77ZM125 53H126V51H125ZM193 53H194V52H193ZM198 53H199V52H198ZM209 53H210V52H208V54H209ZM215 53H216V52H215ZM223 53H224V52H222V55H223ZM240 53L242 54V52H240ZM244 53H245V52H244ZM244 53H243V54H244ZM258 53H259V52H258ZM262 53H263V52H262ZM6 54H7V53H6ZM12 54H11V55H12ZM33 54H34V53H33ZM62 54H63V53H62ZM65 54H66V53H65ZM136 54H137V52H136ZM169 54H170V53H169ZM208 54H207V56H208ZM212 54H213V53H212ZM212 54H211V55H212ZM216 54H219V53H216ZM216 54H215V55H216ZM229 54H230V53H229ZM251 54H252V52H251ZM260 54H261V53H260ZM260 54H259V55H260ZM11 55H10V56H11ZM17 55H19V54H17ZM44 55H45V54H44ZM52 55H53V54H52ZM52 55H51V56H52ZM72 55H75V54H72ZM72 55H70V57H71ZM101 55H102V54H101ZM101 55H100V56H101ZM129 55H130V54H129ZM172 55H173V54H172ZM172 55H170L171 58L173 57ZM190 55H191V54H189L188 56H190ZM196 55H197V54H196ZM198 55H200V54H198ZM222 55H221V57H223ZM225 55H226V53H225ZM225 55H224V56H225ZM231 55H232V54H231ZM234 55H235V54H234ZM234 55H233V57H234ZM10 56H9V58H11V59H10L9 62H11V60L13 59V57H10ZM13 56H15V55H13ZM19 56H20V55H19ZM24 56H23V58H24ZM28 56H29V54H28ZM62 56H63V55H62ZM62 56H61V57H62ZM64 56H65V55H64ZM66 56H67V55H66ZM77 56H78V55H77ZM77 56H76V57H77ZM79 56H80V55H79ZM79 56H78V57H79ZM88 56H89V55L87 54V56H84V57H88ZM133 56H135V54H134ZM142 56H143V55H142ZM164 56H165V55H164ZM167 56H168V55H167ZM177 56H178V55H177ZM193 56H194V54H193ZM203 56H204V55H203ZM209 56H210V55H209ZM226 56H229V57H230V55H226ZM235 56H237V54H236ZM241 56H242V55H240V57H241ZM245 56H246V55H245ZM248 56H250V55H248ZM6 57H8V55H7ZM15 57H17V56H15ZM20 57H21V56H20ZM20 57H19V59H20ZM78 57H77V59H78ZM80 57H81V56H80ZM80 57H79V58H80ZM103 57H104V56H103ZM106 57H107V56H106ZM115 57H116V56H115ZM122 57H123V56H122ZM131 57H132V56H131ZM138 57H139V56H138ZM165 57H166V56H165ZM168 57H169V56H168ZM180 57H181V56H180ZM212 57H213V56H212ZM218 57H219V56H218ZM238 57H239V56H238ZM238 57H237V58H238ZM240 57H239V58H240ZM2 58H3V57H2ZM23 58H22V59H23ZM45 58H46V57H45ZM71 58H73V57H71ZM81 58H83V57H81ZM111 58H112V57H111ZM111 58H110V61H111ZM118 58H119V57H118ZM132 58H133V57H132ZM145 58H146V57H144V59H145ZM174 58H175V57H174ZM176 58H177V57H176ZM181 58H182V57H181ZM204 58H206V57H204ZM223 58H224V57H223ZM231 58H232V57H231ZM239 58H238V59H239ZM250 58H251V57H250ZM256 58H257V57H256ZM22 59H20V60L22 61ZM57 59H58V58H57ZM86 59H87V58H86ZM90 59H91V58H90ZM122 59H123V58H122ZM144 59H142V60H144ZM167 59H168V58H167ZM185 59H186V58H185ZM187 59H189V57H188ZM206 59H207V58H206ZM212 59L214 60V58H212ZM216 59H217V58H216ZM219 59H220V58H219ZM224 59H225V58H224ZM235 59H236V58H235ZM263 59H264V56H263ZM3 60H4V58H3L1 61H3ZM14 60H15V58H14ZM17 60H18V59H17ZM41 60H42V59H41ZM69 60L71 61V59H69ZM84 60H85V59H84ZM93 60H94V59H93ZM133 60H134V59H133ZM133 60H132V61H133ZM139 60H140V59H139ZM146 60H148V59H146ZM165 60H166V58H165ZM165 60H164V61H165ZM176 60H177V59H176ZM178 60H179V59H178ZM191 60H193V59H191ZM210 60H211V58H210ZM228 60H229V59H228ZM228 60H227V61H228ZM12 61H13V60H12ZM21 61H20V62H21ZM77 61H78V60H77ZM102 61H103V60H102ZM112 61H113V58H112ZM127 61H128V60H127ZM136 61H137V60H136ZM149 61H150V60H149ZM152 61H153V60H151V62H152ZM167 61H168V60H167ZM193 61H194V60H193ZM199 61H201V59H200ZM203 61H204V59H203ZM205 61H207V60H205ZM205 61H204V62H205ZM217 61H218V60H217ZM219 61H220V60H219ZM233 61H234V60H233ZM233 61H232V62H233ZM245 61H246V60H245ZM247 61H249V60H247ZM17 62H18V61H17ZM23 62H24V61H23ZM23 62H22V64H23ZM26 62H27V61H26ZM35 62H36V61H35ZM60 62H61V61H60ZM66 62H67V61H66ZM66 62H65V65H66ZM93 62H94V61H93ZM117 62H118V61H117ZM123 62H125V61L123 60ZM133 62H135V61H133ZM138 62L141 63V61H138ZM143 62H144V61H143ZM146 62H147V61H146ZM169 62H170V61H169ZM182 62H183V61H182ZM186 62H187V61H186ZM210 62H211V61H210ZM259 62L261 63V61H259ZM262 62H263V61H262ZM2 63H3V62H2ZM5 63H6V61H5ZM7 63H8V62H7ZM11 63H12V62H11ZM11 63H10V66H11ZM47 63H48V62H47ZM69 63H70V62H69ZM111 63H112V62H111ZM111 63H110V64H111ZM140 63H139V64H140ZM147 63H148V62H147ZM153 63H154V62H153ZM165 63H166V62H165ZM189 63H190V61H189ZM191 63H192V61H191ZM194 63H196V61H195ZM208 63H209V62H208ZM212 63H213V62H212ZM220 63H221V62H220ZM220 63H219V65H220ZM224 63H226V62H224ZM242 63H243V62H242ZM245 63H246V62H245ZM260 63H258V64L260 65ZM0 64H1V62H0ZM8 64H9V63H8ZM14 64H15V61H14ZM17 64H18V63H17ZM54 64H55V63H54ZM57 64H58V66H59L60 63H57ZM62 64H63V63H61V66H62ZM106 64H107V63H106ZM106 64H105V65H106ZM118 64H120V63H118ZM132 64H133V63H132ZM139 64L137 63L136 66H138ZM143 64H144V63H143ZM145 64H146V63H145ZM160 64H161V63H160ZM160 64H159V65H160ZM175 64H176V63H175ZM180 64H181V62H180ZM199 64H200V63H199ZM215 64H216V62H215ZM250 64H251V63H250ZM253 64H254V63H253ZM258 64H257V65H258ZM6 65H7V64H6ZM31 65H33V64H31ZM44 65L46 66L45 63H44ZM44 65H43V66H44ZM70 65H71V64H69V66H70ZM113 65H114V64H113ZM127 65H128V64H127ZM149 65H150V63H149ZM151 65H152V64H151ZM155 65H156V64H155ZM169 65H170V64H169ZM200 65H201V64H200ZM204 65H205V64H203V66H204ZM208 65H209V64H207V66H208ZM217 65H218V64H217ZM217 65H216V66H217ZM223 65H225V64H223ZM223 65H222V66H223ZM261 65H262V64H261ZM261 65H260V66H261ZM4 66H5V65H4ZM18 66H19V65H18ZM24 66H25V68H26V65H23L22 67H24ZM54 66H55V65H54ZM86 66H87V65H86ZM118 66H119V65H118ZM190 66H191V64H190ZM197 66H199V65H197ZM201 66H202V65H201ZM207 66H206V67H207ZM213 66H215V65H213ZM213 66H212V68H214ZM216 66H215V67H216ZM222 66H221V67H222ZM227 66H228V65H227ZM234 66H235V65H234ZM242 66H243V65H242ZM249 66H250V65H249ZM6 67H9V66H5V68H6ZM20 67H21V65H20ZM51 67H52V66H51ZM74 67H78V65H77V66H74ZM89 67H90V66H89ZM91 67H92V66H91ZM114 67H116V66H114ZM133 67H135V66L133 65ZM143 67H144V66H143ZM143 67H142V68H143ZM145 67H147V66H145ZM145 67H144V68H145ZM156 67H157V66H156ZM156 67H155V68H156ZM162 67H163V66H162ZM225 67H226V65H225ZM225 67H224V68H225ZM262 67H264V65H262ZM3 68H4V67H3ZM3 68H2V69H3ZM11 68H13V70H15V69H14V68H15L14 66L11 67ZM32 68H33V67H32ZM32 68H31V69H32ZM38 68H39V67H38ZM49 68H50V67H49ZM52 68H53V67H52ZM54 68H56V66H55ZM59 68L61 69V67H59ZM68 68H69V67H68ZM81 68H82V67H81ZM81 68H80V69H81ZM84 68H85V67H84ZM102 68H103V67H102ZM111 68H112V67H111ZM149 68H150V67H149ZM166 68H168V67H166ZM217 68H218V67H217ZM238 68H239V67H238ZM252 68H253V67H252ZM254 68H255V67H254ZM20 69H21V68H20ZM20 69H19V70H20ZM47 69H48V68H47ZM56 69H57V68H56ZM56 69H53V70H56ZM71 69H72V67H71ZM77 69H78V68H77ZM100 69H101V68H100ZM105 69H106V68H103V69H102L103 72H105ZM153 69H154V67H153ZM153 69H152V70H153ZM156 69H158V68H156ZM179 69H180V68H179ZM182 69H183V68H182ZM188 69H189V68H188ZM202 69H203V68H202ZM202 69H201V70H202ZM218 69H219V68H218ZM239 69H240V68H239ZM242 69H243V68H242ZM256 69H257V68H256ZM261 69H262V68H261ZM7 70H8V68H7ZM11 70H12V69H11ZM13 70H12V71H13ZM17 70H18V69H17ZM24 70H25V69H24ZM51 70H52V69H51ZM57 70H58V69H57ZM63 70H64V69H63ZM66 70H67V68H66ZM69 70H70V69H69ZM75 70H76V68H75ZM86 70H87V69H86ZM95 70H97V69H95ZM117 70H118V69H116V72H117ZM138 70H139V68H138ZM144 70H147V69H144ZM152 70H151V71H152ZM154 70H155V69H154ZM171 70H172V69H171ZM176 70H177V69H176ZM192 70L194 71V69H192ZM203 70H204V69H203ZM228 70H229V69H228ZM228 70H227V71H228ZM230 70H232V68H231ZM230 70H229V71H230ZM234 70H235V69H234ZM263 70H264V69H263ZM263 70H261V71H263ZM4 71H5V70H4ZM21 71H22V70H20V72H21ZM29 71H30V70H29ZM34 71H35V70H34ZM36 71H37V70H36ZM36 71H35V73H36ZM39 71H41V70H39ZM49 71H50V70H49ZM58 71L60 72V70H58ZM64 71H65V70H64ZM81 71H82V70H81ZM99 71H100V70H99ZM112 71H113V70H112ZM120 71H121V70H120ZM129 71H130V69H129ZM140 71H141V70H140ZM140 71H139V72H140ZM142 71H143V70H142ZM148 71H149V70H148ZM160 71H161V70H160ZM195 71H196V70H195ZM220 71H221V70H220ZM227 71H226V75L228 76L229 74H227ZM248 71H249V69H248ZM250 71H251V69H250ZM250 71H249V72H250ZM259 71H260V69H259ZM261 71H260V73H261ZM0 72H1V71H0ZM5 72H6V71H5ZM8 72H9V71H8ZM23 72H24V71H23ZM55 72H57V71H55ZM61 72H62V70H61ZM65 72H66V71H65ZM76 72H77V71H76ZM83 72H84V71H83ZM83 72H82L81 74H83ZM116 72H115V73H116ZM127 72H128V71H127ZM146 72H147V71H146ZM146 72H145V73H146ZM170 72H172V71H170ZM187 72H188V70H187ZM233 72H234V71H233ZM238 72H241V71L239 70ZM246 72H247V71H246ZM252 72H253V71H252ZM263 72H264V71H263ZM9 73H10V72H9ZM13 73H14V72H13ZM21 73H22V72H21ZM25 73H26V71H25ZM39 73H40V72H39ZM41 73H42V72H41ZM62 73H63V72H62ZM99 73H100V72H99ZM112 73H113V72H112ZM123 73H124V72H123ZM133 73H136V72H135V71L132 72V76H133V75L135 76V74H133ZM142 73H143V72H142ZM151 73H152V72H150V74H151ZM153 73H154V71H153ZM153 73H152V74H153ZM195 73H196V72H195ZM198 73H199V70H198ZM216 73H217V72H216ZM219 73H220V72H219ZM219 73H218L217 75H219ZM222 73L225 74L224 72H221V73H220V76L222 75ZM235 73H237V72H235ZM242 73H243V72H242ZM242 73H241V74H242ZM260 73H258V75H259ZM16 74H17V72H16ZM16 74H15V75H16ZM27 74H28V73H26L25 75H27ZM32 74H33V73H32ZM36 74H37V73H36ZM43 74H45V73H42V75H43ZM50 74H51V73H49L48 75H50ZM53 74H54V71H53ZM53 74H52V75H53ZM57 74H58V72H57ZM57 74H56V75H57ZM71 74H72V73H71ZM110 74H111V73H110ZM129 74H130V73H129ZM155 74H156V72H155ZM155 74H154V75H155ZM158 74H159V73H158ZM176 74H177V73H176ZM182 74H183V73H182ZM186 74H187V76H188V73H186ZM190 74H191V73H190ZM199 74H200V73H199ZM245 74H247V73H245ZM251 74H252V73H251ZM254 74H255V73H254ZM256 74H257V73H256ZM261 74L263 75L264 73H261ZM3 75H4V74H3ZM11 75H12V74L10 73V77H11ZM33 75H34V74H33ZM52 75H51V76H52ZM83 75H84V74H83ZM98 75H99V74H98ZM103 75H104V73H103ZM103 75H102L101 77H103ZM118 75H119V74H118ZM136 75H138V73H136ZM139 75H140V74H139ZM143 75H145V74L143 73ZM143 75H142V74L140 75V76H142V77H140V76H138V77L136 76L137 78L134 77L135 80L132 79V80H133V83L130 84L132 87L129 86V87L135 89V91L132 90V92L134 91V92L139 93L138 96H139V95H143V96L146 95V96H147V95H150V94H152V93L154 92V88H152L151 86L148 85V83H146V81H147V82H148V80H149V81H152V79L150 80V78H148V74H146L145 76H143ZM161 75H162V74H161ZM177 75H178V74H177ZM226 75H225V77L228 78ZM234 75H235V74H234ZM242 75H244V74H242ZM0 76H1V75H0ZM13 76H14V75H13ZM16 76H17V75H16ZM30 76H31V74H30ZM51 76H50V77H51ZM80 76H81V75H80V73H79V76H78V77L81 78ZM87 76H88V75H87ZM95 76H97V75L95 74ZM146 76H147V77H146ZM167 76H168V75H167ZM187 76H183V78H185V77L187 78ZM237 76L240 77V75H237ZM259 76H260V75H259ZM10 77H9V78H10ZM17 77H18V76H17ZM31 77H32V76H31ZM52 77H53V76H52ZM57 77L60 78V74H59V76H56V77L54 76V78H57ZM82 77H83V76H82ZM85 77H86V76H85ZM85 77H84V78H85ZM90 77H91V76H90ZM90 77H89V78H90ZM101 77H100V78H101ZM115 77H116V80L120 79V78H118L119 76L117 77V75H116ZM123 77H124V76H123ZM129 77H130V76H129ZM151 77H152V76H151ZM154 77H156V76H154ZM230 77H231V75H230ZM244 77H245V75H244ZM251 77H252V75H251ZM251 77H250V78H251ZM253 77H254V79H253ZM253 77H252V79H253L254 81H256L257 79H255V75H253ZM256 77H257V75H256ZM11 78H12V77H11ZM18 78H19V77H18ZM26 78H27V76H26ZM26 78H25V80H26ZM28 78H29V77H28ZM34 78H35V77H34ZM41 78H42V77H41ZM43 78L45 79L44 76H43ZM43 78L40 79V77H39L40 80H43ZM48 78H49V77H48ZM63 78H64V80H62V79L60 78V80H62V81H60V82H63V81L65 82V77H63ZM84 78H83V79H84ZM89 78H88V79H89ZM94 78H95V77H94ZM96 78H97V77H96ZM100 78H99V79H100ZM117 78H118V79H117ZM127 78H128V75H127ZM162 78H163V77H162ZM165 78H166V77H165ZM165 78H164V80H165ZM180 78H181V76H180ZM180 78H179V79H180ZM190 78H191V77H190ZM192 78H193V77H192ZM192 78H191V80H192ZM208 78H209V77H208ZM222 78H223V77H222ZM237 78H238V77H237ZM237 78H236V79H237ZM242 78H243V77H242ZM16 79H17V78H16ZM16 79H15V80H16ZM22 79H23V78H22ZM30 79H31V78H30ZM32 79H33V78H32ZM36 79H37V78H36ZM51 79H52V78H50L49 80H51ZM68 79H69V78H68ZM91 79H92V77H91ZM99 79H97V80H99ZM130 79H131V77H130ZM130 79H128V80H130ZM147 79H148V80H147ZM176 79H177V78H176ZM188 79H189V78H188ZM204 79H205V78H204ZM230 79H231V78H230ZM240 79H241V78H240ZM243 79H244V78H243ZM246 79H247V82H248V81H249V80H248V77L245 78L243 81H245ZM261 79H263V76H262ZM261 79L259 80V83H258V84H256L258 80L256 81V83L254 82L255 85H259V84H260V85H263L264 82H263V84H262V83L260 82ZM0 80H1V79H0ZM19 80H20V79H19ZM37 80H38V79H37ZM37 80H36V81H37ZM55 80L58 81L59 79H55ZM72 80H73V79H72ZM111 80H112V79H111ZM114 80H115V79H114ZM121 80H122V79H121ZM121 80H120V82H119V81H114L115 83H114V82H112V83H111V82H110V83H107L108 86H107V85L105 86V85H103L102 83L100 84V82L98 81L100 85H103V86L105 87L104 90H103L104 93H102V95H106L105 98H104L105 100H107V98H106L107 95H108L109 97H110L111 95H116V96L119 95V96H118V98H119L120 95L122 96V95H124V94L126 93V92H125L124 94L122 93V89H123V86H124L125 83H124V82L122 83ZM169 80H170V79H169ZM169 80H168V81H169ZM181 80H182V79H181ZM183 80H185V79H183ZM212 80H213V79H212ZM222 80H223V79H222ZM224 80H225V79H224ZM253 80H252V81H253ZM6 81H8V77H7V80H6ZM13 81H14V80H13ZM32 81H35V80H34V79H33V80H29L28 82H29L30 84H32V83H33ZM47 81H48V80H47ZM53 81H54V80H53ZM53 81H52V82H53ZM68 81H69V83H70L71 78H70V80H68ZM172 81H173V80H172ZM174 81H175V80H174ZM174 81H173V82H174ZM177 81H178V80H177ZM186 81H187V80H186ZM189 81H190V80H189ZM201 81H202V80H201ZM201 81H199V82H200V85H202V84L205 85L206 82L204 83V81H203V83H201ZM239 81H240V80H239ZM3 82H4V81H3ZM31 82H32V83H31ZM43 82H44V80H43ZM49 82H50V81H49ZM81 82H82V81H81ZM83 82H84V81H83ZM130 82H132V81H130ZM166 82H167V81H166ZM197 82H198V80H197ZM209 82H210V81H209ZM211 82H214V80L211 81ZM211 82H210V83H211ZM216 82H217V81H216ZM218 82H219V84H221V83H220V80H218ZM218 82H217V83H218ZM232 82H233V81H232ZM232 82H231V84H232ZM235 82H236V80L234 79V83H235ZM237 82H238V80H237ZM237 82H236V84H238ZM245 82H246V81H245ZM9 83H10V82H9ZM14 83H15V81L13 82V84H14ZM17 83H18V79H17ZM29 83H28V84H29ZM38 83H39V85H40V84H41V81H39ZM78 83H79V82H78ZM84 83H85V82H84ZM149 83H150V82H149ZM170 83H171V81L169 82V84H170ZM217 83H216V84H217ZM228 83H229V82H228ZM234 83H233V89L235 88V90H236V89H237L236 86L239 87V86L241 85V83H240V85H235ZM0 84H1V83H0ZM2 84H3V83H2ZM7 84H8V82H7ZM15 84H16V83H15ZM18 84H19V86H21L20 83H18ZM25 84H27V83H25ZM34 84H35V83H34ZM34 84H33V87H34L37 83H36L35 85H34ZM87 84H88V83H87ZM91 84H92V83H91ZM91 84H90V85H91ZM93 84H94V86H96L95 83H93ZM160 84H161V81H160L159 85H160ZM162 84H164V83L162 82ZM167 84H168V82H167ZM169 84H168V85H169ZM172 84H173V83H172ZM208 84H209V83H208ZM216 84L214 83V85H216ZM224 84H226V83H224ZM246 84H247V83H246ZM9 85H10V84H9ZM9 85L7 86L8 88H9ZM37 85H38V84H37ZM39 85H38V87H40ZM65 85H66V84H65ZM76 85H77V84H76ZM80 85H81V84H80ZM84 85H85V84H84ZM97 85H98V84H97ZM125 85H126V84H125ZM153 85H154V83H153ZM159 85H158V86H159ZM165 85H166V84H165ZM227 85L229 86V84H227ZM234 85H235V87H234ZM243 85L245 86V84H243ZM243 85H242V86H243ZM248 85H249V83H248ZM248 85H246V86L248 87ZM251 85H254L253 82L251 83ZM260 85H259V86H260ZM2 86H4V85H2ZM23 86H24V85H23ZM27 86L30 87L29 85H27ZM41 86H43V84H41ZM48 86H49V85H48ZM57 86H58V85H57ZM60 86L62 87V84H61ZM60 86H59V87H60ZM66 86H67V85H66ZM72 86H75V85L72 84ZM154 86H155V85H154ZM162 86H164V85H162ZM173 86H174V85H173ZM177 86H178V85H177ZM191 86H192V85H191ZM205 86H206V85H205ZM216 86H217V85H216ZM216 86H215V88H216ZM218 86H219V85H218ZM231 86H232V85H231ZM242 86H240L241 89H239V93H237V98H238L239 94L241 93V91H242V93H243L244 87H243V89H242ZM0 87H1V86H0ZM7 87L3 88V90H4V89L6 90ZM59 87H58V88H59ZM77 87H78V86H76V88H77ZM84 87H86V86H84ZM96 87H97V86H96ZM98 87H99V86H98ZM125 87H126V86H125ZM167 87H168V86H167ZM167 87H166V89H168ZM174 87H175V86H174ZM189 87H190V86L188 85V88H189ZM192 87H193V86H192ZM199 87H200V86H199ZM203 87H204V86H203ZM212 87H213V86H212ZM226 87H227V86H226ZM247 87H246V88H247ZM256 87H257V86H256ZM256 87H255V89H256ZM260 87L263 88L262 86H260ZM10 88H11V87H10ZM10 88H9V89H10ZM17 88H18V86H17ZM17 88H16V89H17ZM19 88H20V87H19ZM19 88H18V89H19ZM24 88H25V87H24ZM35 88H36V86H35ZM35 88H34V89H35ZM72 88H73V87H72ZM80 88H81V86H80ZM82 88H83V87H82ZM88 88H90V87L88 86ZM201 88H202V87H201ZM217 88H219V87H217ZM222 88H223V87H222ZM229 88H231V87H229ZM246 88H245V90H246ZM249 88L251 89V88H254V87L251 86V87H249ZM0 89H1V88H0ZM9 89H8V90H9ZM18 89H17V90H18ZM26 89L28 90V88H26ZM37 89H38V88H37ZM52 89H53V88H52ZM55 89H56V88H55ZM67 89H68V88H67ZM83 89H84V88H83ZM83 89H82V90H83ZM90 89H91V88H90ZM90 89H89V90H90ZM97 89H98V88H97ZM100 89H102V88L100 87ZM157 89H158V88H157ZM174 89H175V88H174ZM178 89H179V87H178ZM203 89H204V88H203ZM220 89H221V87H220ZM220 89H218L219 92H220ZM224 89H225V88H224ZM255 89H254V91H255ZM5 90H4V91H5ZM23 90H24V89H23ZM41 90H42V89H41ZM41 90H40V92H42ZM64 90H65V89H64ZM73 90H74V88H73ZM80 90H81V89H80ZM127 90H128V88H127ZM127 90H126V91H127ZM160 90H161V89H160ZM164 90H165V89H164ZM169 90H170V89H169ZM187 90L190 92L191 89L189 88V89H187ZM187 90H185V91H187ZM204 90H205V89H204ZM211 90H212V89H210V91H211ZM215 90H216V89H215ZM222 90H223V89H222ZM257 90H258V88L256 89V91H257ZM259 90H262V89H259ZM259 90H258V91H259ZM6 91H7V90H6ZM6 91H5V92H6ZM9 91H12V89L9 90ZM18 91H19V90H18ZM32 91H33V92H36L37 90H36V91H34L33 89L31 90V87H30V92H29V90H28L27 92L31 93ZM43 91H45V92L48 93V92H50L51 90L48 91V90H44V89H43ZM52 91H53V90H52ZM52 91H51V92H52ZM54 91H55V90H54ZM54 91H53V92H54ZM68 91H71L70 87H69ZM68 91H67V92H68ZM84 91H85V92H86V91L89 92L88 89H87V87H86V90H84ZM91 91H93V90H90V93L92 94ZM95 91H97V90L95 89ZM98 91L101 92V90H98ZM98 91H97L96 93H97V94H100V92H98ZM103 91H102V92H103ZM156 91H157V90H156ZM161 91H162V90H161ZM170 91H171V90H170ZM172 91H173V89H172ZM175 91H177V90H175ZM178 91H180V90H178ZM178 91H177V92H178ZM185 91H183V92H185ZM192 91H193V89H192ZM195 91H196V90H195ZM195 91H194V92H195ZM207 91H208V89H207ZM225 91H226V90H225ZM232 91H233V90H232ZM246 91H247V90H246ZM5 92H4V93H5ZM14 92H15V91H14ZM59 92H60V91H59ZM63 92H64V91H63ZM76 92L78 93V90H77V91L75 90V93H76ZM79 92H80V91H79ZM158 92H159V91H158ZM208 92H209V91H208ZM211 92H214V90H212ZM215 92H216V91H215ZM235 92H236V91H234V93H235ZM0 93H1V91H0ZM6 93H7V92H6ZM8 93H10V92H8ZM12 93H13V92H12ZM16 93H17V92H16ZM16 93L13 94V95H16ZM22 93H23V92H22ZM22 93L20 94V92H19L20 96L22 95ZM25 93H26V90H25L24 94H25ZM38 93H39V92H38ZM42 93H43V92H42ZM42 93H41V94H42ZM47 93H46V94H47ZM77 93H76V94H77ZM93 93H94V92H93ZM127 93L129 94V91H127ZM156 93H157V92H156ZM167 93H168V92H167ZM178 93H180V92H178ZM192 93H193V92H192ZM196 93H197V92H196ZM204 93H206V92H204ZM209 93H210V92H209ZM209 93H208V95H209ZM222 93L225 94V92H222ZM234 93H232V94H234ZM249 93H250V92H249ZM252 93H254V92H251V94H252ZM1 94H2V93H1ZM1 94H0V95H1ZM27 94H28V93H27ZM44 94H45V93H44ZM58 94H59V93H58ZM58 94H55V97H56ZM62 94L64 95V93H61V94H60L61 97H62ZM78 94H79V93H78ZM81 94H82V93H81ZM83 94H84V92H83ZM88 94H89V93H88ZM97 94H96V96H97ZM131 94H132V93H131ZM131 94H130V95H131ZM157 94H159V93H157ZM160 94H162V93H160ZM160 94H159V95H160ZM176 94H177V93H176ZM176 94H175V95H176ZM188 94H189V93H188ZM193 94H194V93H193ZM193 94H192V95H193ZM213 94H214V93H213ZM213 94H212V95H213ZM235 94H236V93H235ZM5 95H7L6 98H9V97H8V94H5ZM31 95H32V94H31ZM47 95H48V94H47ZM50 95H51V94H50ZM70 95H71V94L69 93V96H70ZM133 95H135V94L133 93ZM178 95H179V94H178ZM181 95H182V93H181ZM184 95H185V94H184ZM198 95H199V94H198ZM198 95H197V96H198ZM200 95H202V94H200ZM212 95H211V96H212ZM218 95H219V94H218ZM230 95H231V94H230ZM246 95H247V94H246ZM260 95H263V93L260 94ZM20 96H19V98H20ZM24 96H25V95H24ZM35 96H36V95H35ZM37 96H38V95H37ZM48 96H49V95H48ZM66 96L69 98L68 95H66ZM74 96H75V95H73V97H74ZM81 96H84V95H81ZM85 96L87 97L86 93H85ZM93 96H95V95H93ZM93 96H92V97H93ZM96 96H95V97H96ZM131 96H132V95H131ZM155 96H156V95H155ZM155 96H154V97H155ZM179 96H180V95H179ZM179 96H178V97H179ZM186 96H187V95H186ZM189 96H190V94L188 95V97H189ZM202 96H203V95H202ZM211 96H210V98H211ZM220 96H221V95H220ZM223 96H224V95H223ZM232 96H233V95H232ZM232 96H231V97H232ZM253 96H254V95H253ZM12 97H13V96H12ZM38 97H39V96H38ZM41 97H43V96H41ZM58 97H59V96H58ZM63 97L65 98V96H63ZM88 97H89V96H88ZM92 97H89V98H92ZM111 97L113 98V96H111ZM111 97H110V98H111ZM114 97H115V96H114ZM125 97H127V94H125ZM154 97H153V98H154ZM181 97H182V96H181ZM181 97H180V98H181ZM190 97H193V96H190ZM190 97H189V98H190ZM204 97H209V96L206 95V96H204ZM218 97H219V96H218ZM228 97H229V96H228ZM261 97H262V96H261ZM14 98H15V96H14ZM21 98H22V97H21ZM21 98H20V99H21ZM23 98H24V97H23ZM23 98H22V99H23ZM25 98H26V97H25ZM36 98H37V97L32 98V99H36ZM39 98H40V97H39ZM43 98H44V97H43ZM46 98H48V97H46ZM51 98H52V96H51ZM71 98H72V97H71ZM96 98L99 99V101H100V97L98 98V96H97ZM112 98H111V99H112ZM127 98H128V97H127ZM129 98H130L129 100H132L130 96H129ZM136 98H137V97L135 96L134 99H136ZM140 98H143V97L141 96ZM153 98H152V99H153ZM157 98H158V96H157ZM160 98H161V97H160ZM184 98H185V97H184ZM210 98H208V99L210 100ZM214 98H215V97H214ZM219 98H220V97H219ZM219 98H218V100H219ZM241 98H242V97H241ZM244 98H245V96H244ZM249 98L252 99L253 97H252V98L249 97ZM2 99H4V97H3ZM12 99H13V98H12ZM53 99H54V98H52L51 100H53ZM65 99H67V98H65ZM73 99H74V98H73ZM93 99H95V98H93ZM93 99H92V100H93ZM101 99H102V98H101ZM113 99H114V98H113ZM113 99H112V100H113ZM122 99H124V98H122ZM134 99H133V101H132V107H134V109H136V108H135V104L133 105V102L135 103V102H137V101H135ZM158 99H159V98H158ZM158 99H157V100L154 99L155 102L158 101ZM161 99H162V98H161ZM174 99H175V98H174ZM186 99H187V97H186ZM208 99L203 100V98H202L203 103H204V101H205V102H206V101L208 102ZM242 99H243V98H242ZM250 99H248V100H250ZM254 99H255V98H254ZM262 99H263V98H262ZM10 100H11V98H10ZM10 100H8V101L10 102ZM59 100H62V99L59 98ZM59 100L57 99V101H59ZM70 100H72V99H70ZM89 100H90V99H89ZM117 100H118V99H117ZM137 100H138V101H141L140 99H137ZM148 100H149V99H148ZM148 100H147V101H148ZM168 100H169V99H168ZM176 100H177V99H176ZM176 100H174L175 102L172 100V102L174 103V105H175L176 102H178V101H176ZM178 100H179V98H178ZM183 100L185 101V99H183ZM183 100H179V102H181V101L184 102ZM187 100H188V99H187ZM193 100H194V99H193ZM199 100H201V99L199 98ZM199 100H197V101H199ZM202 100H201V102H202ZM220 100H221V99H220ZM226 100H227V99H226ZM244 100H246V98H245ZM244 100H243V101H244ZM257 100H258V99H257ZM3 101H4V103H5V100H3ZM3 101H1V99H0V102H1L0 105H2ZM38 101H39V100H38ZM41 101H42V100H41ZM45 101H46V99H45ZM45 101H44V103H47V104H48V103H49V104L52 103L50 100H49V102H47V101L45 102ZM64 101H65V100H64ZM101 101H102V100H101ZM107 101H108V100H107ZM113 101H114V100H113ZM118 101H119V100H118ZM121 101H122V100H121ZM126 101H127V100H126ZM144 101H145V100H143V102H144ZM190 101H191V100H190ZM195 101H196V100H195ZM197 101H196V102H197ZM212 101H213V100H212ZM222 101H223V100H222ZM246 101H247V100H246ZM246 101L242 102V104H243V103H246ZM251 101H254V100H251ZM261 101H263V100H261ZM261 101H260V102H261ZM6 102H7V101H6ZM12 102H13V101L10 102V103H11V108L13 107V106H12ZM15 102H17V101L15 100ZM50 102H51V103H50ZM68 102H69V100H68ZM71 102H73V100H72ZM85 102H86V100H85ZM93 102H95V100H94ZM93 102H92V103H93ZM102 102H104V100H103ZM150 102H151V101H150ZM150 102H149V104H150ZM161 102H162V101H161ZM161 102H160V99H159V104H160ZM182 102H181V103H182ZM185 102H186V101H185ZM185 102H184L183 104H186ZM196 102L193 101L192 104H193V103H196ZM201 102H200V103H201ZM213 102L215 103V101H213ZM216 102H217V101H216ZM226 102H227V101H226ZM249 102H250V101H249ZM258 102H259V101H258ZM258 102H257V107L259 106V105H258ZM13 103H14V102H13ZM56 103H57V102H56ZM59 103H60V102H59ZM76 103L78 104V102H75V104H76ZM92 103L89 102L88 105L90 106ZM95 103L97 104V102H95ZM99 103H100V102H99ZM112 103H113V102H112ZM118 103H119V102H118ZM127 103H128V101H127ZM197 103H198V102H197ZM200 103H198L199 105L196 104V106L198 105L199 108L202 107V106L200 105ZM203 103H202V104H203ZM238 103H240V102H238ZM253 103H254V102H253ZM262 103H263V102H262ZM7 104H8V103H7ZM7 104L5 103V105H7ZM14 104H16V103H14ZM18 104H19V103H18ZM31 104H32V103H31ZM75 104H73V105H75ZM84 104L86 105V103H84ZM84 104H83V105H84ZM104 104H106V103H104ZM109 104H110V103H109ZM129 104L131 105L130 102H129ZM151 104H152V103H151ZM159 104H158V105H159ZM161 104H162V103H161ZM168 104H169V103H168ZM168 104H167V105H168ZM170 104H171V103H170ZM179 104H180V103H179ZM187 104H189V102H188ZM187 104H186V105H187ZM192 104H191V105H192ZM224 104H225V103H224ZM246 104H247V103H246ZM251 104H252V102H251ZM29 105H30V104H29ZM44 105L47 106L46 104H44ZM44 105L42 106V107H44L43 110L45 109V106H44ZM60 105H61V104H60ZM62 105L64 106L65 104H63V102H62ZM69 105H70V104H69ZM71 105H72V104H71ZM88 105H86V106L88 107ZM97 105H98V104H97ZM97 105H96V106H97ZM125 105H126V104H125ZM136 105H138V103H136ZM140 105H141V104H140ZM140 105H138V106L140 107ZM142 105H143V104H142ZM176 105H177V104H176ZM176 105H175V106H176ZM181 105H182V104H181ZM181 105H180V109H181ZM189 105H190V104H189ZM204 105H206V104H204ZM204 105H203V107H204ZM218 105H219V104H218ZM225 105H226V104H225ZM243 105H245V104H243ZM8 106H10V105H7V107H8ZM15 106H16V105H15ZM20 106H21V105H20ZM35 106H36V104H35ZM37 106L40 107V106H39V103H38ZM49 106H51V105H49ZM53 106L55 107L56 105H53V104H52L51 107L54 108ZM58 106H59V104L57 105V107H58ZM66 106H67L66 108H65V106L63 107V111H64L65 109H68V108H69L68 105H66ZM79 106H80V105H79ZM79 106H78V107H79ZM92 106L95 107L94 104H92ZM92 106H90V107H92ZM100 106H101V105H100ZM100 106H99V107H100ZM103 106H104V105H103ZM106 106H107V105H106ZM106 106H105V107H106ZM112 106H113V105H112ZM114 106H115V104H114ZM119 106H120V105H119ZM138 106H137V107H138ZM143 106H144V107H147V105H146V106L143 105ZM196 106H194V107L196 108ZM198 106H197V107H198ZM223 106H224V105H223ZM239 106H240V105H239ZM245 106H246V105H245ZM252 106L255 107V105H252ZM252 106H251V107H252ZM260 106L262 107L263 104H262V105L260 104ZM7 107H6V108H7ZM30 107H31V105H30ZM38 107H37V108H38ZM42 107H40V109H42ZM59 107H60V106H59ZM71 107H73V106H71ZM80 107H82V105H81ZM84 107H85V106H84ZM87 107H85V109H86ZM90 107H88V108H90ZM94 107H92V108H94ZM99 107H98V109H99ZM139 107H138V108H139ZM144 107H143V108H144ZM170 107H171V106H170ZM170 107H169V108H170ZM177 107H179V105H178ZM186 107H187V106H186ZM186 107H185V108H186ZM206 107H207V106H206ZM212 107H213V106H212ZM248 107H249V106L247 105L246 108H248ZM251 107H250V108H251ZM253 107H252V108H253ZM1 108H3V107L1 106ZM4 108H5V106H4ZM6 108H5V110L3 109L5 112L7 111ZM9 108H10V107H9ZM11 108L9 109V111H10L11 113L13 112V110H17L15 107H14V109H11ZM22 108H23V106L21 107V110H22ZM32 108H33V107H31V109H32ZM49 108H50V107H49ZM49 108H48V109H49ZM64 108H65V109H64ZM103 108H104V107H103ZM124 108H125V107H124ZM127 108H128V107H127ZM130 108H131V107H130ZM138 108H137L136 110H138ZM141 108H142V106H141ZM141 108H139V109H141ZM147 108H148V107H147ZM160 108H161V107H160ZM162 108H163V107H162ZM188 108L190 109L191 107L189 106ZM199 108H198L197 110H199ZM216 108H217V107H216ZM216 108H215V109H216ZM238 108H239V107H238ZM242 108H243V106H242ZM242 108H241V110H243ZM40 109H39V110H40ZM46 109H47V108H46ZM55 109H56V108H55ZM58 109H59V108H58ZM70 109H72V108H70ZM94 109H97V108H94ZM101 109H102V108H101ZM105 109H106V108H105ZM109 109H111V108H108L107 110H109ZM112 109H113V108H112ZM112 109H111V110H112ZM117 109H118V107H117ZM120 109H121L120 111H122V109H123L122 106H121ZM134 109H132V110H134ZM155 109H156V107H155ZM173 109H175V108H173ZM204 109H205V108H204ZM235 109H236V108H234V110H235ZM248 109H249V108H248ZM256 109H257V108H256ZM262 109H264V108H262ZM3 110H1V111H3ZM11 110H12V111H11ZM27 110H28V109H27ZM50 110H51V109H50ZM50 110H49V111H50ZM56 110H57V109H56ZM68 110H69V109H68ZM73 110H74V109H73ZM75 110H76V109H75ZM89 110H91V109H89ZM123 110L125 111V109H123ZM126 110H127V109H126ZM130 110H131V109H130ZM146 110H147V109L144 110L145 112H144L143 110H140V112L143 111V113H146V114H147L148 111L146 112ZM156 110H157V109H156ZM158 110H159V109H158ZM171 110H172V109H171ZM178 110H179V109H178ZM182 110H183V109H182ZM184 110H185V109H184ZM205 110H206V109H205ZM219 110H220V109H219ZM236 110H237V109H236ZM249 110H250L249 113H250V112L252 113V110H251V109H249ZM4 111H3V112H4ZM9 111H7V112H9ZM31 111H32V110H31ZM37 111H38V109H37ZM40 111H41V110H40ZM40 111H39V112H40ZM54 111H55V110H54ZM84 111H86V110H84ZM84 111H82V112H84ZM115 111H116V110H115ZM127 111H129V109H128ZM138 111H139V110H138ZM169 111H170V109H169ZM179 111H181V110H179ZM186 111H187V110H186ZM186 111H185V112H186ZM188 111H190V110H188ZM199 111H200V110H199ZM202 111H203V110H202ZM222 111H223V110H222ZM228 111H229L228 114H230V113H231L230 110H228ZM239 111H240V110H239ZM239 111H237V112H239ZM244 111H245V110H244ZM244 111H241V114H242ZM257 111H258V110H257ZM260 111H263V110H260ZM3 112H2V113H3ZM14 112H15V111H14ZM17 112H18V111H17ZM22 112H23V111H22ZM33 112H35V111H33ZM33 112H32V114H34ZM39 112H37L36 114H38ZM57 112L59 113V111H57ZM66 112H67V110H66ZM77 112H78V111H77ZM87 112H92V111H88V110H87L86 113H87ZM103 112H106V111H105V110L102 111V114H103ZM113 112H114V111H113ZM113 112H112V113H113ZM135 112H137V111H134V113H135ZM173 112H174V110H173ZM175 112H177V111H175ZM175 112H174V113H175ZM193 112H194V111H192V113H191V112H190V113L193 114ZM203 112H204V111H203ZM207 112H208V111H207ZM207 112H206V113H207ZM210 112H212V111H210ZM214 112H215V111H214ZM217 112H218V111H217ZM255 112H256V111H255ZM2 113H1V114H2ZM19 113H20V112H19ZM27 113H28V111H27ZM30 113H31V112H30ZM40 113H41V112H40ZM40 113H39V114H40ZM46 113H49V112L46 110ZM63 113H64V112H63ZM69 113H70V111H69ZM78 113H79V112H78ZM100 113H101V111H100ZM112 113H109V112H108V114H110V115H111ZM119 113H120V112H118V113H116V114H119ZM124 113H126V112H124ZM130 113H131V111H130ZM130 113H129V114H130ZM134 113H133V114H134ZM169 113H170V112H169ZM177 113H178V112H177ZM187 113H188V112H187ZM198 113H199V112H198ZM247 113H248V112H247ZM247 113H246V114H247ZM249 113H248V114H249ZM253 113H254V111H253ZM257 113H258V112H257ZM257 113H256V115H257ZM259 113H260V112H259ZM259 113H258V114H259ZM6 114H7V113H6ZM12 114H13V113H12ZM20 114H21V113H20ZM36 114H35V115H36ZM41 114H45V113L42 112ZM41 114H40V116H41ZM60 114H62V108H61V112L59 113V115H60ZM87 114H88V113H87ZM93 114H94V113H93ZM96 114H97V113H96ZM106 114H107V113H106ZM121 114H123V112H122ZM127 114H128V113H127ZM127 114H126V115H127ZM133 114L131 113V115H133ZM135 114H136V113H135ZM138 114H139V113H138ZM140 114H141V113H140ZM140 114L138 115V116H139V119H141V115H140ZM175 114H176V113H175ZM178 114H179V113H178ZM181 114H182V113H181ZM196 114H197V113H196ZM200 114H201V113H200ZM200 114H199V115H200ZM203 114H204V113H203ZM209 114H210V113H208L207 115H209ZM212 114H213V113H212ZM220 114H221V117H222L223 114H222V113H220ZM228 114H226V115L228 116V118H230L232 115H235V113L232 114V115L230 114L231 116L228 115ZM241 114H240V115H241ZM21 115H22V114H21ZM56 115H57V114H56ZM77 115H78V114L76 113V115H74V117H76ZM90 115H92V114H90ZM90 115H89V116H90ZM104 115H105V113H104ZM104 115H102V116H104ZM110 115H109V116H110ZM131 115H130V116H131ZM144 115H145V114H144ZM147 115H148V114H147ZM173 115H174V114H173ZM173 115H172V116H173ZM204 115H205V114H204ZM215 115H216V114H215ZM237 115L239 116L238 113H237ZM249 115H250V114H249ZM8 116L11 117L9 113H8ZM8 116H7V117H8ZM22 116H23V115H22ZM22 116H20V117H18V118H21ZM33 116H34V115H33ZM37 116H39V115H37ZM37 116H35V117L37 118ZM81 116H82V114H81ZM112 116H114V115H112ZM112 116H111V117H112ZM120 116H121V115H120ZM134 116H137V115H134ZM138 116H137V117H138ZM179 116H180V115H179ZM197 116H198V114H197ZM211 116H212V115H211ZM244 116H245V115H244ZM247 116H248V115H246L245 118H247ZM9 117H8V120H11V119H9ZM30 117H31V115H30ZM78 117H79V115H78ZM84 117H86V116H84ZM99 117H100V116H99ZM105 117H106V116H105ZM107 117H108V115H107ZM115 117H116V116H115ZM131 117H132V116H131ZM131 117H129L130 121H131L132 118H133V117H132V118H131ZM177 117H178V116H177ZM204 117H205V116H203V119H204ZM213 117H214V116H213ZM224 117H225V116H224ZM234 117H236V115H235ZM248 117H249V116H248ZM257 117H258V116H257ZM13 118L15 119V117H13ZM13 118H12V119H13ZM23 118H24V117H23ZM23 118H22V120H23ZM28 118H29V117H28ZM33 118H34V117H33ZM36 118H34V119H36ZM38 118H39V117H38ZM40 118H41V117H40ZM80 118H81V117H80ZM87 118H88V117H87ZM108 118H109V117H108ZM118 118H120V117H118ZM127 118H128V116H127ZM127 118L125 117L126 120H127ZM142 118H143V115H142ZM200 118H201V121H202V120H203L202 117H200ZM206 118H208V117H206ZM209 118H210L209 120H211V117H209ZM217 118H218V116H217ZM226 118H227V117H226ZM226 118H225V119H226ZM231 118H232V117H231ZM231 118H230L231 121L234 120V118H232V119H231ZM251 118H252V115L249 117L248 120H250ZM16 119H17V116H16ZM31 119H32V118H31ZM34 119H33V120H34ZM44 119H45V118H43V119L41 120V121H42L41 124H42V123L45 124V123H44ZM55 119H57V117H56ZM58 119H59V118H58ZM75 119H78V118H75ZM82 119H83V118H82ZM96 119H97V118H96ZM96 119H95V120H96ZM120 119H121V118H120ZM171 119H172V118H171ZM174 119H175V118H174ZM198 119H199V118H198ZM215 119H216V117H215ZM221 119H222V121H223L224 118H221ZM261 119H262V118H261ZM20 120H21V119H20ZM71 120H72V119H71ZM84 120H85V119H84ZM101 120H102V119H101ZM112 120H113V119H112ZM112 120H111V121H112ZM133 120H135V118H134ZM141 120H142V119H141ZM141 120H140V121H141ZM175 120L177 121V118H176ZM175 120H172V121H175ZM212 120H213V119H212ZM236 120H237V118H236ZM251 120H252V119H251ZM253 120H255V119H253ZM253 120H252V122H255V121H253ZM5 121H7V119H6ZM12 121H13V120H12ZM35 121H36V120H35ZM37 121H38V120H37ZM74 121H76V120H74ZM102 121H104V120H102ZM114 121H115V120H114ZM128 121H129V120H128ZM130 121H129V122H130ZM142 121H143V120H142ZM201 121H200V119H199V122H201ZM203 121H204V120H203ZM205 121H206V119H205ZM231 121H229V122H231ZM260 121H261V120H260ZM17 122H18V121H17ZM19 122H20V121H19ZM26 122H27V121H26ZM31 122H33V121H31ZM39 122H40V120H39ZM77 122H79V120H78ZM117 122H119V121H117ZM132 122H134V121H131V123H132ZM135 122H136V121H135ZM199 122L197 121V123H199ZM227 122H228V121L226 120L225 123H227ZM249 122H250V121H249ZM6 123H7V122H5V124H6ZM73 123L75 124V122H73ZM87 123H88V121H87ZM99 123H100V122H99ZM99 123L97 122V124H99ZM114 123H115V122H114ZM125 123H126V122H125ZM131 123H130V124H131ZM202 123H204V122H202ZM202 123H200V125H201ZM205 123H206V122H205ZM213 123L215 124V120H213ZM231 123H233V122H231ZM231 123H230V124H231ZM236 123H239V121H237ZM258 123H261V122H258ZM5 124H4V125H5ZM8 124H9V122H8ZM12 124H13V123H12ZM19 124H22V123H19ZM24 124H26V123H24ZM106 124H107V123H106ZM116 124H118V123H116ZM126 124H127V123H126ZM126 124H125V126H126ZM171 124H172V123H171ZM207 124H208V123H207ZM210 124H211V123H210ZM214 124H213V125H214ZM230 124H229V125H230ZM233 124H234V123H233ZM256 124H257V123H256ZM256 124H253V125L256 127ZM9 125H10V124H9ZM45 125H46V124H45ZM93 125H94V124H93ZM93 125L90 126L91 129L95 127V126H93ZM132 125H133V124H132ZM211 125H212V124H211ZM219 125H221V124L219 123ZM223 125H224V124H223ZM229 125H228V126H229ZM253 125H252L251 127H254ZM261 125H262V124H261ZM263 125H264V123H263ZM13 126H14V125H13ZM17 126H18V125H17ZM20 126H21V125H20ZM23 126H24V125H23ZM27 126H28V123H27ZM27 126H26V127H27ZM39 126H40V125H39ZM42 126H43V125H42ZM46 126H48V124H47ZM46 126H45V127H46ZM99 126H100V125H99ZM99 126H97V127H99ZM105 126H106V125H105ZM116 126H117V125H116ZM128 126H129V123H128ZM135 126H136V125H135ZM202 126H204V125H202ZM205 126L207 127V125H205ZM216 126H217V125H216ZM216 126H215V127H216ZM258 126H259V125H258ZM2 127H3V126H2ZM2 127H1V130H0L1 132H3V130H5V129H3ZM123 127H124V125H123ZM197 127H198V126H197ZM199 127H201V126H199ZM199 127H198V128H199ZM219 127H220V126H219ZM219 127L217 128V130L219 129ZM231 127H232V126H231ZM234 127H235V125H234ZM8 128H10V127H8ZM8 128L6 127V130H10V129H8ZM21 128H22V126H21ZM24 128H25V127H24ZM42 128H44V126H43ZM42 128L40 127L39 130H41ZM49 128H50V127H48V130H49ZM80 128H81V127H80ZM103 128H104V126H103ZM121 128H122V127H121ZM128 128H130V126H129ZM128 128H127V129H128ZM133 128H134V127H133ZM201 128H202V127H201ZM203 128H204V127H203ZM260 128H261V127H260ZM262 128H263V127H262ZM15 129H18V128H15ZM15 129H14V130H15ZM33 129H34V126H33L32 130H33ZM35 129L37 130V128H35ZM45 129H47V128H45ZM117 129H119V127H117ZM127 129H126V130H127ZM136 129H137V128H136ZM136 129H135V130H136ZM234 129H235V128H234ZM253 129H254V128H253ZM257 129H258V128H257ZM22 130H23V128H22ZM28 130H29V129H28ZM30 130H31V129H30ZM39 130H38V132H39ZM42 130H43V129H42ZM126 130H125V131H126ZM129 130H131V129H129ZM129 130H128V131H129ZM212 130H213V129H212ZM217 130H216V131H217ZM227 130H228V127H227ZM261 130H262V129H261ZM24 131H26V130H24ZM44 131H45V130H44ZM113 131H114V130H113ZM119 131H120V130H119ZM132 131H133V130H132ZM256 131H257V130H256ZM262 131H263V130H262ZM1 132H0V133H1ZM12 132H13V130H12ZM32 132H33V131H32ZM35 132H36V131H35ZM35 132H34V133H35ZM120 132H123V130L120 131ZM4 133H6V132H4ZM18 133H20V131H19ZM26 133H27V132H26ZM220 133H222V132H220ZM226 133H227V132H226ZM6 134L8 135V138H9L10 135H9L8 133H6ZM21 134H22V133H21ZM24 134H25V133H24ZM28 134H29V133H28ZM31 134H32V133H31ZM35 134H36V133H35ZM40 134H41V133H40ZM40 134H38V135H40ZM215 134H216V133H215ZM230 134H232V133H230ZM11 135H13V134L11 133ZM121 135L123 136V133H121ZM213 135H214V133H213ZM216 135H219V133L216 134ZM220 135H223V133L220 134ZM4 136H5V134H4ZM14 136H15V135H14ZM23 136H24V135H23ZM214 136H215V135H214ZM28 137H29V136H27V138H28ZM36 137H37V136H36ZM36 137H35V138H36ZM42 137H43V135H42ZM123 137H125V136H123ZM217 137H218V136H217ZM13 138H14V137H11L10 139L12 140ZM25 138H26V137H25ZM35 138H34V139H35ZM37 138H39V137H37ZM40 138H41V136H40ZM211 138H212V137H211ZM219 138H220V137H219ZM219 138H218V139H219ZM29 139H31V137H29ZM29 139H28V140H29ZM83 139H86V136H85ZM209 139H210V138H209ZM215 139H216V138H215ZM218 139H216V140L219 141ZM11 140H9V141H11ZM14 140H15V138H14ZM25 140H26V139H25ZM41 140H42V139H41ZM41 140H39V141H41ZM226 140H227V139H226ZM3 141H5V139H4ZM3 141H1V142H3ZM22 141H23V140H22ZM31 141H32V140H31ZM217 141H216V142H217ZM222 141L225 142V141L223 140V138H222ZM222 141H221V143H222ZM1 142H0V143H1ZM11 142H12V141H11ZM13 142H16V145L20 143V141H19V142H18V141H13ZM17 142H18V143H17ZM35 142H36V139H35ZM80 142H81V141H80ZM263 142H264V141H263ZM5 143H6V142H5ZM40 143H41V142H40ZM40 143H39V144H40ZM219 143H220V142H219ZM8 144H9V143H8ZM31 144H33V143H31ZM37 144H38V143H37ZM41 144H42V143H41ZM0 145H1V144H0ZM2 145H3V144H2ZM6 145H7V144H6ZM13 145H14V144H13ZM13 145L11 144L12 148L14 147ZM25 145H26V144H25ZM25 145H24V148H25ZM33 145H34V144H33ZM33 145H32V146H33ZM92 145H93V144H92ZM95 145H97V144H95ZM107 145H108V144H107ZM32 146H31V147H32ZM36 146L39 147L40 145H36ZM41 146H43V144H42ZM1 147H2V146H1ZM6 147H7V146H6ZM8 147L10 148L9 145H8ZM20 147H22V146H20ZM34 147H35V146H34ZM34 147H33V150H34V151H35V150L38 151V150L40 149V147H39V149H37V148L34 149ZM93 147H94V146H93ZM100 147H102V146H100ZM100 147L97 146V148H99V149H100ZM4 148H5V145H4ZM12 148H11V149H12ZM15 148H16V147H15ZM42 148H44V146H43ZM94 148H95V147H94ZM94 148H93V150H94ZM0 149H1V148H0ZM2 149H3V148H2ZM5 149L8 150V148H5ZM17 149H18V148H17ZM31 149H32V148L29 149L30 152L32 151ZM99 149H98V151H99ZM207 149H208V148H207ZM9 150H10V149H9ZM20 150L22 151V149H20ZM24 150H25V149H24ZM41 150H42V149H40L39 153L41 152ZM104 150H105V149H104ZM106 150L108 151V149H106ZM106 150H105V151H106ZM1 151H2V150H1ZM34 151H33V152H34ZM3 152H4V151H3ZM12 152H13V151H11V153H12ZM19 152H20V151H19ZM24 152H25V151H24ZM24 152H22V153L24 154ZM43 152H45V151L43 150ZM54 152H55V150H54ZM54 152H53V153H54ZM88 152H90V150H89ZM204 152H205V151H204ZM0 153H2V152H0ZM7 153L9 154L10 152L8 151ZM15 153L17 154L18 151L15 152ZM22 153H21V154H22ZM27 153H28V149H27ZM53 153H52V154H53ZM84 153H85V152H84ZM92 153H94V151H93ZM96 153H97V152H96ZM100 153H101V151H99L98 154L100 155ZM102 153H103V154L106 153V155H107V153H109V151H108V152H103V150H102ZM102 153H101V154H102ZM206 153H207V152H205V154H206ZM2 154H3V153H2ZM30 154H31V153H30ZM32 154H33V153H32ZM32 154H31V155H29V154L26 155V154H25V155H26V156L29 155V156L32 158ZM35 154L38 156L37 152H35L34 155H35ZM44 154H45V153H44ZM87 154H89V153H87ZM3 155H4V154H3ZM18 155H20V153H19ZM18 155H16V156H17V157H20V156H18ZM53 155H55V153H54ZM92 155H93V154H92ZM99 155H98V156H99ZM106 155H105V157H106ZM108 155H109V154H108ZM108 155H107V156H108ZM110 155H112V153H111ZM203 155H204V154H203ZM4 156H5V155H4ZM16 156H15V157H16ZM26 156H25V157H26ZM41 156H42V157H45L46 155L43 156V155L41 154ZM49 156H50V155H49ZM56 156L59 157L58 155H56ZM80 156H81V154H80ZM85 156H86V155H85ZM89 156H90V155H89ZM98 156L96 155V157H98ZM112 156H113V155H112ZM1 157H2V155H1ZM8 157H11V156H8V155H7V158H8ZM12 157H14V156H13V153H12ZM21 157H22V156H21ZM25 157H24V158H25ZM34 157H35V156H34ZM39 157H40V156H38L37 158H35V160H37V159L39 160V159H40ZM52 157H53V156L51 155V158H52ZM83 157H84V155H83ZM83 157H82V158H83ZM90 157H91V156H90ZM101 157H102V156H101ZM110 157H111V156H110ZM110 157H109V158H110ZM4 158H6V156H5ZM7 158H6V161H7ZM31 158H30V159H31ZM45 158H46V157H45ZM47 158H48V156H47ZM54 158H55V157H54ZM54 158H53V160H54ZM67 158H68V157H67ZM78 158H79V157H78ZM86 158H88V157L86 156ZM86 158H84V159H86ZM98 158H99V157H98ZM10 159H11V158H10ZM15 159H16V158H15ZM15 159H14V161L16 162ZM18 159L20 160L21 158H18ZM27 159H28V157H27ZM32 159H34V158H32ZM32 159H31V160H32ZM49 159H50V157H49ZM56 159H57V158H56ZM63 159H64V158H63ZM63 159L61 160V159L59 158L60 162H63V161L65 160V159H64V160H63ZM91 159H92V158H91ZM93 159H94V157H93ZM93 159H92V160H93ZM110 159H111V158H110ZM31 160H30V161H31ZM38 160H37V162H39ZM51 160H52V159H51ZM70 160H71V158H70ZM75 160H77V158H76ZM88 160H89V158H88ZM95 160H97V158H96ZM103 160H104V158H103ZM3 161H5V159H4ZM14 161H12V162L14 163ZM24 161H25V160H24ZM45 161H48V160L45 159L44 162H45ZM57 161H58V159H57ZM65 161H67V159H66ZM73 161H74V160H73ZM78 161H79V160H78ZM84 161H85V160H84ZM105 161H106V160H104V162H105ZM1 162H2V160L0 161V163H1ZM19 162H20V161H19ZM22 162H23V161H22ZM31 162H33V161H31ZM50 162H51V161H50ZM53 162H54V161H53ZM71 162H72V160H71ZM86 162H87V159H86ZM89 162H90V161H89ZM101 162H102V161H101ZM101 162H100V164H99L100 167H101L102 164L104 163V162H102V163H101ZM4 163H5V162H4ZM6 163H9V162H6ZM40 163H42V162H40ZM66 163L68 164V163H70V161H69V162H66ZM66 163L64 164V166L66 165ZM73 163H74V162H73ZM73 163H72V164H73ZM76 163H79V162H76ZM20 164H21V163H20ZM55 164H56V163H55ZM62 164H63V163H62ZM72 164H71V165H72ZM80 164H81V163H80ZM9 165L11 166L12 164H9ZM16 165H17V164H16ZM18 165H19V163H18ZM22 165H24V163H23ZM31 165H32V164H31ZM50 165H51V164H50ZM59 165H61V164H59ZM76 165H77V164H76ZM82 165H83V163H82ZM82 165H80V166L83 168ZM85 165L88 166L87 163H86ZM92 165H93V164H92ZM96 165H97V164H96ZM4 166H5V165H4ZM33 166H34V164H33ZM35 166H36V165H35ZM51 166H53V164H52ZM78 166H79V165H78ZM78 166H77V167H78ZM80 166H79V167H80ZM86 166H85V167H86ZM112 166H113V165H112ZM6 167H7V166H6ZM18 167H19V166H18ZM20 167L23 169V167H25V166L22 167V166L20 165ZM27 167H28V166H27ZM49 167H50V166H48V168H49ZM54 167H55V166H54ZM57 167H59L60 169H61V168H64L63 165H61V166H57ZM75 167H76V166H75ZM75 167H74V164H73V170H74ZM25 168H26V167H25ZM25 168H24V171L27 170V169H25ZM66 168H67V167H66ZM96 168H97V170H98L99 167L96 166ZM0 169H1V168H0ZM7 169H8V168H7ZM7 169H6V170H7ZM9 169L11 170L12 167L9 168ZM15 169L17 170V166H16ZM28 169H29V168H28ZM51 169H52V167H51ZM51 169H49V170H51ZM56 169H57V168H54V169H52V171L54 172ZM60 169H59V170H60ZM76 169H78V168H76ZM83 169H84V168H83ZM88 169H89V167L86 169L87 172H88ZM116 169H117V168H116ZM118 169H119V168H118ZM10 170H9L7 173H9ZM35 170H36V169H35ZM61 170H62V169H61ZM61 170H60V171H61ZM66 170H67V169H65V171H66ZM73 170H72V172H73ZM86 170H85V171L82 170V172H86ZM109 170H110V169H109ZM11 171H12V170H11ZM21 171H23V170H21ZM27 171L29 172V170H27ZM27 171H26V172H27ZM32 171H33V170H32ZM32 171H31V172H32ZM41 171H42V170H41ZM41 171H40V172H41ZM52 171H51V172H52ZM63 171H64V169H63ZM75 171H76V170H75ZM91 171H94V168H93V170H91ZM110 171H111V170H110ZM113 171H114V170H113ZM247 171H248V170H247ZM247 171H246V173H247ZM15 172H16V171H15ZM34 172H35V171H34ZM34 172H33V173H34ZM37 172H39V171H37ZM40 172H39V173H40ZM46 172H47V171H46ZM53 172L51 173V175H52V174H55V173H53ZM55 172H57V171H55ZM66 172H67V171H66ZM72 172H71V173H72ZM80 172H81V169H80ZM89 172H90V171H89ZM95 172L98 173V171H96V170H95ZM99 172H100V171H99ZM102 172H103V171H102ZM248 172H249V171H248ZM263 172H264V171H263ZM4 173H5V172H4ZM7 173H6V174H7ZM19 173H20V171H19ZM24 173H25V172H24ZM33 173H32V174H33ZM39 173H38V174H39ZM44 173H45V172H44ZM60 173H61V172H60ZM62 173H63V172H62ZM97 173H96V174L94 173V174L97 175ZM104 173H105V172H104ZM108 173H110V172L108 171ZM0 174H1V173H0ZM6 174H4V175L6 176ZM13 174H15V173H13ZM13 174H12V175H13ZM36 174H37V173H36ZM36 174H35V175H36ZM57 174H59V173H57ZM63 174H64V173H63ZM68 174H69V173H68ZM79 174H80V173H79V170H78L77 177L79 176ZM83 174H84V173H83ZM83 174H82V175H83ZM100 174H101V173H100ZM105 174H106V173H105ZM111 174H112V175H110V176H113L114 172L111 173ZM1 175H2V174H1ZM7 175H10V174H7ZM12 175H11V178H14L15 176H17V175L15 174V176L12 177ZM19 175H20V174H19ZM19 175H18V176H19ZM35 175H34V176H35ZM41 175H42V172H41ZM41 175H39L40 178L43 177V176H41ZM73 175H74V174H73ZM73 175H72V176H73ZM82 175H81V176H82ZM85 175H86V174H85ZM90 175H91V173H90ZM98 175H99V174H98ZM240 175H241V174H240ZM243 175H244V174H243ZM18 176H17V177H18ZM20 176H21V175H20ZM39 176H35L36 179H37ZM46 176H47V174H46ZM54 176H55V175H54ZM62 176H63V175H62ZM62 176H60V177H62ZM65 176H66V175H65ZM74 176H75V175H74ZM101 176H103V175H101ZM101 176H99V177L101 178ZM107 176H109V175H107ZM115 176H116V174H115ZM244 176H245V175H244ZM1 177H4V176L2 175ZM30 177H31V174H30ZM35 177H33V178H35ZM44 177H45V175H44ZM57 177L60 178L59 175H57ZM77 177H76V178H77ZM86 177H87V176H85V178H86ZM103 177H104V176H103ZM7 178H8V176H7ZM7 178H6V179H7ZM19 178H20V177H19ZM40 178H39V179H40ZM47 178H48V176H47ZM55 178H56V177H55ZM70 178H72V177H70ZM74 178H75V177H74ZM83 178H84V176H83ZM85 178H84L82 181H83V182L85 181V183L87 182V184H88V181H90V180L86 181ZM88 178H89V174H88ZM113 178H114V177H113ZM17 179H18V178H17ZM17 179H16V181H17ZM28 179L30 180V178H28ZM45 179H46V177H45ZM78 179L80 180L79 177H78ZM78 179H77V180H78ZM89 179H90V178H89ZM97 179H98V178H96V180L92 179L91 181L95 184L96 181H97ZM101 179H102V178H101ZM104 179H105V178H104ZM116 179L118 180V178H116ZM241 179H242V178H241ZM0 180H1V179H0ZM9 180L12 181V179H8V181H9ZM19 180H20V179H19ZM19 180H18V181H19ZM93 180H94L95 182H94ZM99 180H100V179H99ZM109 180H110V179L108 178V182H109ZM117 180H115V182H116ZM4 181H5V178H4ZM4 181H3V182H4ZM11 181H10V182H11ZM16 181H13L12 184H13L14 182H16ZM18 181H17V184H16L17 186H18ZM20 181H21V183H22V180H20ZM32 181H33V180L31 179L30 182H32ZM35 181H37V184H38V179H37V180H34V182H35ZM73 181H74V180L72 179L71 183H72ZM91 181H90V182H91ZM101 181H102V180H100V181H98V182H101ZM112 181H113V179H111V182H112ZM118 181H119V180H118ZM118 181H117V182H118ZM120 181H121V178H120ZM120 181H119L118 183H120ZM3 182H1V183L3 184ZM5 182H7V181H5ZM25 182H26V181H25ZM25 182H23V183H25ZM44 182H45V181H44ZM75 182H76V180H75ZM90 182H89V183H90ZM102 182H103V181H102ZM21 183H19V186L23 185V184H21ZM42 183H43V182H42ZM112 183H113V182H112ZM260 183H261V182H258V185H260ZM262 183H263V182H262ZM262 183H261V184H262ZM2 184H1V185H2ZM8 184H11V183H7V184H4V185H8ZM12 184H11L10 186H13V185H14V184H13V185H12ZM46 184H48V183L46 182ZM90 184H92V183H90ZM94 184H93V185H94ZM96 184H97V183H96ZM109 184H111V183L109 182ZM29 185H30V184H29ZM39 185H40V184H39ZM74 185H75V184H74ZM78 185H80V184H78ZM88 185H89V184H88ZM104 185H105V184H104ZM112 185H113V184H112ZM263 185H264V183H263ZM263 185H261V187H259V188H263V187H264ZM14 186H15V185H14ZM17 186H16V187H17ZM30 186H31V185H30ZM30 186H28L27 189H28ZM36 186H38V185H36ZM71 186H72V185H71ZM91 186H92V185H91ZM262 186H263V187H262ZM6 187H7V186H6ZM21 187L23 188V186H21ZM31 187H32V186H31ZM31 187H30V188H31ZM34 187H35V186H34ZM34 187H33V188H34ZM38 187H39V186H38ZM73 187L76 188V186H73ZM73 187H72V188H73ZM77 187H78V186H77ZM82 187H83V185H82ZM89 187H90V186H89ZM89 187H88V188H89ZM256 187H257V186H256ZM19 188H20V187H19ZM33 188H32V189H29V190H30V191L33 190L34 193H35V192H39V190H35V191H34ZM75 188H74V191H75ZM91 188H92V187H91ZM91 188H89V189H91ZM249 188H250V187H249ZM251 188H252V187H251ZM1 189L3 190V192H4V190H6L5 188L3 189V185H2V187H1ZM1 189H0V191H1ZM13 189L15 190V188H13ZM13 189L10 187V189H8V190H10V192H11ZM20 189H21V188H20ZM27 189H24V191L27 190ZM35 189H36V188H35ZM39 189H43V187H42V188H39ZM93 189H94V188H93ZM93 189H92V191H93ZM252 189H253V188H252ZM252 189H250V190H252ZM8 190H7V191H8ZM70 190H73V189H70ZM81 190H82V189H81ZM64 191H65V190H64ZM262 191H263V190H262ZM1 192H2V191H1ZM10 192H9V193H10ZM16 192H17V190H16ZM18 192H19V191H18ZM18 192H17V193H18ZM21 192H23V189L21 190ZM21 192H19V193H21ZM33 192L31 191V193H33ZM66 192H67V191H66ZM95 192H98V191H95ZM248 192H250V191L248 190ZM252 192H253V191H252ZM4 193H5V192H4ZM24 193H25V192L22 193L23 198L21 197V199L27 198V200H28L29 197H27L26 193H25L26 196H24ZM28 193H30V192H28ZM31 193H30V194H31ZM64 193H65V192H64ZM92 193H93V192H91V194H92ZM254 193H255V192H254ZM5 194H8V193H5ZM59 194H60V193H59ZM95 194H96V193H95ZM252 194H253V193H252ZM263 194H264V193H263ZM2 195H3V194H2ZM10 195L12 196V194H10ZM10 195H9V196H10ZM16 195H17V194H16ZM4 196H5V195H4ZM13 196H14V195H13ZM13 196H12V197H13ZM19 196H21V195H19ZM54 196H55V195H54ZM1 197H2V196H1ZM6 197H8V195L5 196L3 199H5ZM12 197H11V198H12ZM45 197H46V196H45ZM56 197H57V196H56ZM252 197H253V196H252ZM13 198H15V197H13ZM66 198H67V197H66ZM68 198H69V197H68ZM93 198H94V197H93ZM0 199L2 200V198H0ZM7 199H10V198H6V200H7ZM15 199H16V198H15ZM18 199H19V198H18ZM21 199H20V200H21ZM10 200L12 201V199H10ZM13 200H14V199H13ZM29 200H30V199H29ZM43 200H44V199H43ZM47 200H48V199H46V201H47ZM66 200H67V199H66ZM70 200H71V199H70ZM8 201H9V200H8ZM11 201H10V202H11ZM16 201H17V200H16ZM94 201H95V199H94ZM98 201H99V200H98ZM13 202H14V201H12V203H13ZM48 202H49V201H48ZM50 202H51V201H50ZM62 202H63V201H62ZM62 202H61V203H62ZM69 202H70V201H69ZM95 202H96V201H95ZM12 203H11V204H12ZM39 203H40V202H39ZM46 203H47V202H46ZM51 203H52V202H51ZM6 205H7V204H6ZM6 205H5V206H6ZM8 205H9V204H8ZM8 205H7V206H8ZM30 205H31V204H30ZM30 205H29V206H30ZM35 205H36V204H35ZM35 205H33V206L35 207ZM37 205H39V204H37ZM51 205H52V204H51ZM3 206H4V204H3ZM3 206H2V207H3ZM5 206H4V207H5ZM7 206H6V207H7ZM9 206H10V205H9ZM11 206H12V205H11ZM11 206H10V207H11ZM15 206H16V205H15ZM15 206H13V207H15ZM17 206H18V205H17ZM20 206H21V205H19V207H20ZM27 206H28V205H27ZM43 206H44V205H43ZM79 206H80V205H79ZM4 207H3V209H4ZM19 207H17V208H19ZM31 207H32V206H31ZM31 207H30V208H31ZM34 207H33V209H36V212H37V210H38V212H39L40 210L42 211V208L40 207V205L37 206V207H40L41 209H40V208L38 209L37 207L34 208ZM49 207H50V206H49ZM65 207H66V206H65ZM8 208H9V207H7V209H8ZM11 208H12V207H11ZM25 208H26V207H25ZM27 208H28V207H27ZM66 208H67V207H66ZM70 208H71V207H70ZM0 209H1V208H0ZM3 209H2V210H3ZM5 209H6V208H5ZM13 209H14V208H13ZM75 209H76V208H75ZM30 210L33 211L32 209H30ZM43 210H44V208H43ZM19 211H20V210H19ZM34 211H35V210H34ZM41 211H40L39 213H41ZM60 211H61V210H60ZM62 211H63V209H62ZM65 211H66V210H65ZM25 212H26V211H25ZM27 212H28V211H27ZM36 212H34V214H35V215L38 214V215L35 216V217H36V218L38 217L37 220H40V223H35L36 225L38 224L37 226L35 225V227H38L39 224H41V223H42V224L40 225V227H42V225H43V221L41 222V219H40L39 215H42L44 212L42 211V212H43L42 214H39L38 212H37V213H36ZM49 212H50V211H49ZM56 212H57V211H56ZM21 213L24 214V212H20V213H18V211H17L16 214H19V215H20ZM32 213H33V212H32ZM45 213H46V210H45ZM50 213H51V212H50ZM61 213H62V212H61ZM23 214H21V215H23ZM25 214H26V213H25ZM62 214H63V213H62ZM64 214H65V213H64ZM68 214H69V213H68ZM68 214H67V215H68ZM21 215H20V216H21ZM44 215H45V214H44ZM47 215H48V214H47ZM56 215H57V213H56ZM20 216H19V217H20ZM25 216H26V215H25ZM53 216H54V215H53ZM65 216H66V215H64V217H65ZM17 217H18V216H17ZM43 217H44V216H43ZM50 217H51V215H50ZM68 217H69V215H68ZM3 218H4V217H3ZM25 218L27 219V217H25ZM65 218H66V217H65ZM16 219H17V218H16ZM19 219H20V218H19ZM23 219H24V218H23ZM26 219H24V220H26ZM31 219H32V217L28 220V223L31 222V224H33L32 222H35V218H34V221L31 220ZM42 219H43V218H42ZM47 219H48V218H47ZM81 219H82V218H81ZM7 220H8V219H7ZM7 220H6V221H7ZM9 220H11V218H10ZM17 220H18V219H17ZM30 220H31V221H30ZM65 220H66V219H65ZM6 221H5V222H6ZM80 221H81V220H80ZM84 221H85V220H84ZM5 222H4V223H5ZM10 222H11V221H10ZM10 222H9V224H10ZM14 222H15V221H14ZM36 222H38V221H36ZM57 222H58V221H57ZM63 222H64V221H63ZM69 222H70V221H69ZM11 223H12V222H11ZM20 223H21V225H22V222H20ZM90 223H91V222H90ZM90 223H89V226H90ZM92 223H93V222H92ZM200 223H202V222H200ZM85 224H86V223H85ZM85 224H84V225H85ZM87 224H88V223H87ZM12 225H13V224H12ZM48 225H49V224H48ZM60 225H61V224H60ZM65 225H66V223H65ZM84 225H83V226H80V227H83V228H84ZM197 225H198V224H197ZM72 226H73V225H72ZM86 226H87V225H86ZM122 226H123V225H122ZM198 226H199V225H198ZM22 227H23V226H22ZM73 227H74V226H73ZM102 227H103V226H102ZM45 228L47 229V227H45ZM49 228H50V227H48V229H49ZM65 228H67V227L65 226ZM77 228H78V227H77ZM83 228H82L81 230H83ZM86 228H87V227H86ZM86 228H84V229H86ZM88 228H89V227H88ZM98 228H99V227H98ZM25 229H26V228H25ZM40 229H42V228H40ZM48 229H47V230H48ZM52 229H53V228H52ZM54 229L56 230L55 227H54ZM74 229H75V228H74ZM78 229L80 230V228H78ZM78 229H77V230H78ZM44 230H45V229H44ZM60 230H62V228H61V229L59 228V229L57 230V232L60 231ZM79 230H78V232H76V233H77L76 235L79 236L78 238L76 237V239L80 240V236H81V238H82L81 240H84L83 238H84L85 234L82 235V233H84V232H82V231L80 232ZM51 231H54V230H51ZM68 231H69V230H67V233L65 234L66 238L68 237V235H67V234H68ZM70 231H71V230H70ZM84 231H85V230H84ZM121 231H122V230H121ZM189 231H190V230H189ZM46 232H48V231H46ZM63 232H65V231L63 230ZM63 232H62V233H63ZM74 232H75V231H74ZM193 232H194V230H193ZM54 233H55V232H54ZM78 233H80V235H79ZM187 233H188V232H187ZM190 233H191V232H190ZM198 233H199V231H198ZM70 234H71V233H70ZM70 234H69V235H70ZM86 234H87V232H86ZM91 234H92V232L90 233V235H91ZM196 234H197V232H196ZM201 234H202V233H201ZM62 235H64V234H62ZM62 235H60V237H61ZM72 235H73V238H74V240H75V237H74L75 234H73V231H72ZM92 235H93V234H92ZM188 235H189V234H188ZM199 236H200V234H199ZM54 237H55V236H54ZM58 237H59V236H58ZM62 237H64V236H62ZM62 237H61V238H62ZM69 237H71V236H69ZM92 237H93L94 240H95V237H94V236H92ZM200 237H201V236H200ZM61 238H59V239H61ZM93 238H92V239H93ZM50 239H51V238H50ZM56 239H58V238H56ZM63 239H64V238H63ZM69 239H70V238H69ZM71 239H72V238H71ZM90 239H91V238H90ZM177 239H178V238H177ZM61 240H62V239H61ZM81 240H80V241H81ZM85 240H86V239H85ZM182 240H183V239H182ZM63 241H64V240H63ZM65 241H66V240H65ZM68 241H70V240H68V238H67V242H68ZM89 241H90V240H89ZM92 241H93V240H91V242H92ZM96 241H97V240H96ZM191 241H193V240H191ZM99 242H100V241H99ZM129 242H130V241H129ZM176 242H177V240H176ZM60 243H61V242H60ZM62 243H64V242H62ZM69 243H70V242H69ZM72 243H73V242H72ZM83 243H84V242H83ZM122 243H123V242H122ZM171 243H172V242H171ZM67 244H68V243H65L66 246H67ZM93 244H94V242L92 243V245H93ZM127 244H128V245H127V246H128V250H129L131 253H137V252H139V249H138V250L133 249V245H132L131 243H128V242H127ZM168 244H169V243H168ZM192 244H193V243H192ZM65 245H64V246H65ZM69 245H70V244H69ZM175 245H176V244H175ZM78 246H79V245H78ZM69 247H70V246H69ZM86 247H87V246H86ZM116 247H117V246H116ZM163 247H164V246H163ZM165 247H166V246H165ZM170 247H171V246H170ZM67 248H68V246H67ZM77 248H78V247H77ZM83 248H84V247H83ZM102 248H103V247H102ZM187 248H189V247H187ZM187 248H185V249H187ZM164 249H165V248H164ZM166 249H168V247H166ZM181 249H183V248H180V250H181ZM185 249H184V251H185ZM2 251H3V250H2ZM91 251H92V249H91ZM91 251H90V252H91ZM74 252H75V251H74ZM81 252H82V250H81ZM84 252H85V251H84ZM88 252H89V251H88ZM90 252H89L88 254H90ZM86 253H87V252H86ZM86 253H85V254H86ZM106 253H107V252H106ZM262 253H263V252H262ZM262 253H261V254H262ZM11 254H12V256H14L16 253H13V252H12ZM85 254H84V255H85ZM252 254H253V253H252ZM0 255H1V253H0ZM4 255H5V254H4ZM4 255H3V256H4ZM17 255H18V254H17ZM79 255H80V254H79ZM82 255H83V254H82ZM91 255H92V253H91ZM262 255H263V254H262ZM8 256H9V255H8ZM8 256H7V258H8ZM238 256H239V255H238ZM255 256H256V255H255ZM66 257H67V256H66ZM131 257H132V256H131ZM235 257H236V256H235ZM262 257H263V256H262ZM3 258H4V257H3ZM3 258H0V264H8V263H7V260H6L7 258H6V259H3ZM73 258H75V257H73ZM129 258H130V257H129ZM133 258H134V257H133ZM257 258H258V257H257ZM10 259H11V258H10ZM13 259L15 260V257H14ZM84 259H86V258H84ZM126 259H127V258H126ZM230 259H231V258H229V260H230ZM260 259H261V258H259V260H260ZM74 260H75V259H74ZM78 260H79V258H78ZM82 260H83V258H82ZM89 260H90V259H89ZM89 260H86V262L89 261ZM128 260H129V259H128ZM199 260H200V259H199ZM72 261H73V260H72ZM125 261H126V260H125ZM261 261H263V260H261ZM76 262H77V261H76ZM80 262H81V261H80ZM84 262H85V261H84ZM109 262H110V261H109ZM109 262H108V263H109ZM72 263H73V262H72ZM78 264H79V263H78Z\"/></svg>", "mask_w": 264, "mask_h": 264}]
</instances>
